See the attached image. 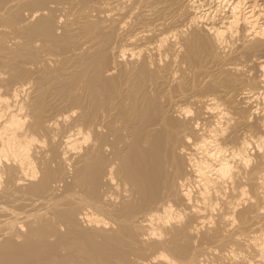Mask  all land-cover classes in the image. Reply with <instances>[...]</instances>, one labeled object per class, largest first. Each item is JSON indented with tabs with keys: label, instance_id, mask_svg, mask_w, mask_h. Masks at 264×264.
<instances>
[{
	"label": "rangeland",
	"instance_id": "374dc122",
	"mask_svg": "<svg viewBox=\"0 0 264 264\" xmlns=\"http://www.w3.org/2000/svg\"><path fill=\"white\" fill-rule=\"evenodd\" d=\"M2 1V2H1ZM14 1V3H13ZM20 1V3H19ZM28 1V0H26ZM25 0H18V2H16L15 0H0V12L3 14L0 13V35L2 37H0V89H2V93L4 92H7V90H10L12 89V85L15 84V83H12V82H17L19 81L20 79L24 82V87L25 89H23V91H20V95L17 99V102L20 100V101H24V102H20L17 103V104H20L22 105V109H21V116L23 117V120H25L24 124H25V128L29 127L30 130L28 131L27 129V133H32V134H36V141H34V145H32V148H31V151H32V154H31V159H32V163H33V166L36 168L35 170L37 171V174L38 176L37 179L34 178L35 180H25L23 185L21 184H17L16 183V178H18V175L22 176L20 173H17L15 171V166L12 165V168L10 169V171H12V173L9 174V176L7 174H3L0 178V222L2 223V219L6 220L11 214L14 212V210H16L15 212L18 214V216H13V217H10V219L12 218H18L19 219H16L15 222H11L12 226H10L11 224H8L5 222L2 223L4 224L3 226L5 227H0L1 228H6L5 231L4 229L1 230V234L0 236L3 237V234L8 237H12L11 235V232L9 234L8 231H11V229L13 228V224L15 225V227L17 225L20 226V228L23 227V222H22V218L25 217L26 215H30V217H26L28 218L27 221L25 222L29 224V221L33 223V227L35 226V224L37 225L35 228L38 229L35 230L31 228V224L30 223L29 225H26L24 224V228H22L23 230H27L29 231V229L32 230L31 234L27 235L29 232L25 233L24 231L23 232V235L26 234V237L24 235V238H18V236L20 235V237L22 236L20 233H18V236H17V232L19 230H21L19 228V226H17L18 228V231L15 230V227L14 229H12V234L16 235V239L14 240L13 238H15L13 236L12 240H14V244L16 243L15 241L18 239H20L19 242H21L23 239L24 240H28L27 242L29 243V245L25 242H23L24 244H21L17 242L18 245H23V247H25L24 245H28V246H31V243L33 244V246L31 247H28L30 250L33 251L34 247H39L34 251H39L40 254H36L34 253V251L32 252V254L34 253L35 255L33 256L31 253L30 255H28L29 257V260L32 262H29L26 261V260H23L26 261L25 264H99L98 262L96 261H90L88 262L87 260H89V255L90 254H87L85 251H82L81 249H79V247L77 246V239L75 237V235L73 234H70V224L66 223L65 221H63L60 217H59V214L61 213H65V212H69L71 210H73V205H76L74 206V210L77 212H75L74 214H77L75 215L74 218H76V216H81L80 214L85 212V208H87V204L83 203H79L80 200H82L84 197H86V199L91 200L93 199L92 201H94V198H90V195L89 194V198L87 196L88 193H90L88 190L86 189V185H81V184H76L75 183H70V181H72L74 179L75 181V176L77 172L76 170L80 169V164H82L83 162L81 163H78L79 162V158L81 160L84 159V155L88 152V150H91V146H93L92 148L93 149H98L95 145H93L94 143H91V140H93V142H102V140L100 139H104L107 141L108 145L105 146V150L104 152H100L95 151V154H97V156H95L94 158L95 159H98L96 161H98V165H104L106 167V165H109L113 162H120V157H116V156H112V158L114 159V161L110 162V158L111 155H115V153L119 152L122 148L126 150L125 154H129V150L131 151L130 154L132 153L133 151V142L132 140H135V136L136 135H133L135 132V134H137V131L136 129H129L133 131V134H131L132 131L130 132H127V131H123V130H119L118 133H115L114 131V135L110 134L109 136L106 135L107 134V130L104 129L103 132H97L98 133V136H96L95 134H97L96 132L95 133H92L91 135V138L93 139H89V143L87 141H81V143L79 144L80 146L78 147V149H70L69 153H67L68 156H66V158L64 159L63 158V155H60L59 153H61V151L63 152L64 150H66V147L64 146V143H63V139L65 138V136L69 133H71L70 131H67L68 128V125H69V129H72L75 127V124L78 128H80V125L81 127L83 128V124H85V122L82 124L80 123L81 121H85V118H83V116H87V111H88V108H89V102L91 104L92 102V94L88 91V89L86 88V82L84 79H87L88 80V74L89 72L90 73H94L91 71V69L93 68L94 69V66H97L96 65V60L98 58H102L103 56L104 57H108V60H109V63L110 61L111 62H114L116 60V56L117 53L115 52H118L117 50H120L122 49V47L124 45H127V42H128V51H132L130 50V46H132V44H134L132 47L134 49H136V53L142 49L139 48V45L142 46L141 42H138L137 41H132V37L134 36V34H136L137 36H141L142 35H145V33H147L149 30H151L150 32L152 33L151 35L152 36H149L148 38L150 39L149 41L153 42L152 44L154 45L156 43V40L158 39V37L156 35H158L160 38L162 37H165V38H169L167 39V46L166 43L164 45L163 48L166 47V49H163L161 51V53H156V54H153L151 53L150 56H149V59L147 57V60L149 62L153 61V63L155 62V64L152 63V65H150V67L152 66L154 69H155V66H156V69H158V67H160L158 69V72H159V75L163 81V89L159 88L158 92L156 93V97L159 96L158 98L155 97V101L154 99L151 101H149L150 105H151V108L153 109L154 111V108L155 110H157L159 108V106H161V108L167 110V112L169 110L172 109V111L168 112V115L171 117H175L180 121L181 120V124L183 125L184 122L185 123H189L188 125L190 126V124H193V126L195 125L197 128L196 129H200L199 126H203V123L204 122H207L209 124V118L211 117L209 114L208 116L206 115H201L205 110V103L209 102L208 100L210 98H213V97H217V98H221V101L222 103L224 104V101L225 103H227L223 108L225 109H228L227 111L229 112H225V118L223 116V118L221 119H224V123L223 121L220 119V120H215L214 117H211L210 120H215L214 123H217L218 121L220 122V124H225L228 119V117L230 118L231 117V122H229V127L227 126L228 129H226V124H225V131L223 132V134L219 137L222 138L220 140H223L224 142H228V139H227V136H228V132L231 130V151L232 149L237 148L239 146V144L244 140V139H250L251 136H258L260 134L263 135L264 137V127L262 126L264 124V81L262 80V70L259 66V62L262 61L264 59V46H261V45H258V47H254L251 48V47H247L248 45L252 44L253 41L255 40L251 35H248L249 37L247 38V33H244V29L243 28V25H239L240 27L238 28L239 30H237V32L234 34V37L232 36L233 39L231 38H228L229 40L228 41H225L227 44L224 43V45H222L221 47H212V48H216L215 50H212V48L210 47H206L207 49H209V51H207L206 53V49L205 47H200L199 48V51H198V55L197 56H191L190 53H189V50H188V47L186 46L185 44V41L186 39L189 38V36L192 35V33L190 34V32L192 31L193 34L196 32H200L201 33V36L204 37V40L206 42H208L209 38H210V35L207 36L206 34H204L205 32L207 33V31L205 30V27H203V25L205 26L204 23H209L211 22L210 20H213V21H219V20H216L219 18V16H223V13L225 15V13H227V11H229V8L231 7V5L229 4L228 6L226 5L222 10H219L220 6L218 5L219 3L215 2L214 0H195L197 4H201L203 5V9L209 11H211V9L213 11H211L212 13V16L211 17H214L215 15V20L214 18L213 19H210V20H206L207 18L203 19V20H199L197 21V23L194 25H192L190 23V21L188 19L189 16L191 17L192 14L195 15L196 13V10L194 11L193 9H189L185 6H187L190 3H192V1L194 0H179V1H182L181 2H176V0H173V3H174V6L172 5V1L171 0H167L168 2H165L167 6H165L164 4L161 3L160 7L161 10L159 9L155 11V13L152 12V14L150 15H147V16H142V10H151V7L150 6H153L154 3H156V6L158 5L157 4V1L158 0H150V2L148 0H104L102 2V0H37V4H36V1H34L33 3L35 5H33V3L31 4H28V2H26ZM30 1V0H29ZM40 1V3H39ZM44 1H46L44 3ZM50 1V2H49ZM70 1V2H69ZM76 1V2H75ZM83 1V2H82ZM115 1V3H113ZM133 1V2H132ZM136 1V3L134 2ZM142 1V2H141ZM154 1V2H153ZM156 1V2H155ZM164 1V0H162ZM162 1H158V2H162ZM175 1V2H174ZM186 1H188L186 3ZM200 1V2H199ZM14 4H12V3ZM26 2V3H25ZM68 2V3H67ZM118 2V3H117ZM127 2V3H126ZM138 2V4H137ZM152 2V3H151ZM170 2H171V6H170ZM202 2V3H201ZM209 2V3H208ZM12 5H11V4ZM24 3V4H22ZM64 3L66 4L64 6ZM83 3V4H82ZM104 3V4H103ZM132 3V4H131ZM142 3V4H141ZM147 3V4H146ZM169 5H168V4ZM176 3V4H175ZM178 3V4H177ZM195 3V4H196ZM8 4V5H7ZM40 4V6L38 5ZM62 4V6H61ZM68 4V5H67ZM78 4V5H77ZM137 4V6H136ZM143 4L145 5L144 8L142 7ZM150 4V5H149ZM181 4V5H180ZM186 4V5H185ZM208 6H207V5ZM211 4V6H210ZM215 6H214V5ZM8 7H7V6ZM10 5V6H9ZM42 5V6H41ZM58 7H57V6ZM70 5V6H69ZM117 5V6H116ZM128 5V6H127ZM132 7L130 8L129 7ZM147 5V6H146ZM206 5V6H205ZM217 5L219 7H217ZM13 6V7H11ZM15 6V7H14ZM28 6V7H27ZM30 6V7H29ZM46 6V7H45ZM61 6V7H59ZM80 6V7H79ZM181 6V7H180ZM4 7V8H3ZM7 7V8H6ZM10 7L12 9H10ZM22 7V8H21ZM36 7V8H35ZM38 7V8H37ZM54 9H53V8ZM63 7V8H62ZM91 7V8H90ZM127 7V8H125ZM138 7V9H137ZM164 7V8H163ZM166 7V9H165ZM179 7V8H178ZM184 7V9H183ZM211 7V8H210ZM218 8V12L217 11H214ZM227 7V9H226ZM47 8V9H46ZM48 8H51V9H48ZM60 8V9H59ZM134 8V9H133ZM143 8V9H141ZM163 8V9H162ZM173 8H176V9H179V10H176V9H173ZM187 8V9H186ZM200 8V10L202 9ZM3 9V11H2ZM25 9V10H24ZM34 9H38L36 11H38L39 13L36 12L37 15H35V11ZM42 9V10H41ZM82 9V10H81ZM181 9V11H180ZM4 10L6 12H4ZM8 10H9V13H8ZM19 11V12H14V11ZM33 10V11H31ZM50 10V11H49ZM58 10V11H57ZM62 10V11H61ZM136 10V11H135ZM143 10V11H144ZM12 13H11V12ZM30 11H31V15H30ZM41 11V13H40ZM48 11V12H47ZM54 11V12H53ZM93 11V12H92ZM129 11V12H128ZM158 11V12H157ZM163 11V12H162ZM175 11V12H174ZM177 11V12H176ZM183 11V12H182ZM186 11V12H185ZM226 11V12H225ZM46 12V13H45ZM51 12V13H49ZM57 12V13H56ZM140 12V13H139ZM142 12V13H141ZM157 12V13H156ZM173 12V13H172ZM185 12V14H184ZM192 12V13H191ZM195 12V13H194ZM216 12V13H215ZM221 12V13H220ZM6 13V14H5ZM8 13V14H7ZM46 15H45V14ZM49 13V14H48ZM84 13V14H83ZM91 13V14H90ZM162 13V14H160ZM215 13V14H213ZM43 14V15H42ZM86 14V15H85ZM132 14V15H131ZM155 14V15H154ZM164 14V15H163ZM167 14V16H166ZM188 14V15H187ZM20 17H18V16ZM22 15V16H21ZM50 15V16H49ZM139 17H137V16ZM155 19H153V17ZM158 15V16H157ZM163 15V16H162ZM4 16V17H3ZM26 16V17H25ZM32 16V17H31ZM36 16V17H35ZM43 16V17H42ZM45 16V17H44ZM59 16V17H58ZM87 16H90V17H87ZM92 16V17H91ZM151 16V17H150ZM162 16V17H161ZM169 16V17H168ZM170 16H173L170 17ZM175 16V18H174ZM178 16V18H176ZM24 17V18H23ZM40 17V18H39ZM161 17V18H159ZM218 17V18H217ZM5 20H8V21H5ZM11 18V19H10ZM24 22H23V20ZM29 18L30 21H27ZM31 18V19H30ZM33 18V20H32ZM41 18L44 20H48L51 26V29L53 30V37L51 36H48L45 31H41L40 29H38L40 31V34H39V31L37 30V24H38V20ZM159 18V19H157ZM21 19V20H20ZM134 19V20H133ZM136 19V20H135ZM143 19V20H142ZM149 19V20H148ZM157 19V20H156ZM171 19V20H170ZM177 19V20H176ZM187 19V20H186ZM60 20V22H59ZM186 20V21H185ZM20 21L22 22L21 24H24V25H20ZM26 21V22H25ZM32 21V22H31ZM153 21V22H152ZM159 21V22H158ZM166 21V22H165ZM175 21V22H174ZM209 21V22H208ZM30 22V23H29ZM163 22V23H162ZM173 22V23H172ZM3 23V24H2ZM29 23V24H28ZM37 23V24H36ZM56 23V24H55ZM142 23V24H141ZM157 26H156V24ZM170 23V24H169ZM177 23V24H176ZM182 23V24H181ZM187 25H186V24ZM201 23V24H200ZM10 24V25H9ZM26 24V26H25ZM32 24V25H31ZM36 24V25H35ZM65 24V25H64ZM161 24V25H160ZM168 24V25H167ZM172 24V25H171ZM184 24V25H183ZM190 24V25H189ZM18 25V27H17ZM35 25V26H34ZM62 25V26H61ZM143 25V26H142ZM154 25V26H153ZM202 25V26H201ZM2 26H4V28L2 29ZM8 28H7V27ZM33 26V28L35 27L34 30H37L36 33L34 30H31V27ZM61 26V27H60ZM64 26V27H63ZM131 26V27H130ZM141 26V27H140ZM162 26V27H161ZM192 26V27H191ZM26 27V28H25ZM28 27H30L28 29ZM56 27V28H55ZM154 27V28H153ZM172 27V28H171ZM179 30H177V28ZM188 27V28H187ZM242 27V28H241ZM7 28V29H6ZM14 28V29H13ZM55 31H54V29ZM140 30H139V29ZM157 28V29H156ZM166 28V29H165ZM171 28V29H170ZM197 28V29H196ZM241 28V29H240ZM4 29H6L4 31ZM133 29V30H132ZM154 29V30H153ZM161 29V31H160ZM182 29V30H181ZM193 29H196V30H193ZM204 29V30H202ZM3 30V31H2ZM30 30V31H28ZM57 30V31H56ZM66 30V31H65ZM103 32H102V31ZM106 30V31H105ZM119 30V31H118ZM124 30V31H123ZM174 30H177V31H174ZM181 30V31H180ZM185 30V31H184ZM200 30V31H199ZM202 30V31H201ZM1 31H2V34H1ZM15 33H14V32ZM59 31V32H58ZM126 31V32H125ZM144 34H142V32ZM155 33H154V32ZM171 32L170 35H168L169 33H165V32ZM174 33H173V32ZM190 31V32H189ZM18 32V33H17ZM32 32V33H31ZM99 32V33H98ZM116 32V34H115ZM135 32V33H134ZM138 32V34H137ZM140 32V33H139ZM150 32L149 35H150ZM161 32V33H160ZM164 32V33H163ZM30 33V35H29ZM36 35H35V34ZM55 33V34H54ZM131 33V34H130ZM134 33V34H133ZM147 33V34H148ZM163 33V34H162ZM178 33V34H177ZM186 33V34H184ZM239 33V34H237ZM19 34V35H18ZM43 34H45L43 36ZM63 34V35H62ZM98 34V35H97ZM161 34V35H159ZM166 36H163L165 35ZM175 34V35H174ZM189 34V35H187ZM198 34V33H197ZM243 34V35H242ZM24 35V36H23ZM94 35V36H93ZM122 35V36H121ZM133 35V36H131ZM178 35V36H177ZM180 35V36H179ZM183 35V36H181ZM245 35V37H244ZM14 36V37H13ZM19 36V37H18ZM21 36V37H20ZM41 36V37H40ZM43 36V37H42ZM57 36V37H56ZM99 36V38L97 37ZM110 36V37H109ZM156 36V40H154V37ZM172 36V37H171ZM174 36V37H173ZM193 36V35H192ZM239 36V37H238ZM243 36V37H242ZM6 37V38H5ZM94 37L98 38V40L95 38V40L93 39ZM101 37V38H100ZM118 37V38H117ZM152 39H151V38ZM188 37V38H187ZM35 38V39H34ZM39 38V39H38ZM60 40H58V39ZM105 38V39H104ZM130 38V39H128ZM175 38V39H174ZM185 40H182L184 39ZM242 38V39H241ZM56 39V40H55ZM63 39V40H62ZM112 39V40H111ZM119 39V40H118ZM128 39V40H126ZM232 41H231V40ZM244 39V40H243ZM253 39V40H252ZM7 40V41H6ZM34 40V41H33ZM110 40V41H109ZM131 40V41H130ZM148 40V39H147ZM146 40V41H147ZM173 42H172V41ZM181 40V41H180ZM236 40V41H235ZM243 40V41H241ZM6 41V42H5ZM18 41V42H17ZM21 41V42H20ZM33 41V42H32ZM37 41V43H36ZM54 42V43H49V42ZM90 41V43H89ZM101 41V42H100ZM123 41V42H122ZM180 41V42H179ZM229 41H230V44H229ZM240 41V42H239ZM249 41V42H248ZM56 42V43H55ZM59 42V43H58ZM131 42V43H129ZM137 42V44H135ZM184 42V43H183ZM246 42V43H245ZM36 43V44H35ZM62 43V45H61ZM95 45H93V44ZM101 43V44H100ZM171 43L174 45L172 47ZM181 43V44H180ZM209 43V42H208ZM232 43V44H231ZM246 45H245V44ZM27 44V45H26ZM29 44V45H28ZM32 44V46H31ZM35 44V46L33 45ZM55 46H54V45ZM99 44V45H97ZM104 46H103V45ZM124 44V45H123ZM131 44V45H130ZM157 44V43H156ZM155 44V45H156ZM177 44V46H176ZM244 44V45H242ZM8 45V46H7ZM57 45V46H56ZM83 45V46H82ZM84 45H86L84 47ZM227 45V46H226ZM7 46V47H6ZM31 46V47H30ZM63 46V47H62ZM92 46V47H91ZM94 46V47H93ZM115 46V47H114ZM121 46V47H120ZM139 48L137 50V48ZM261 46V47H260ZM5 47V48H4ZM18 47V48H17ZM53 47V49H52ZM55 47V48H54ZM82 47V49H81ZM112 47V48H111ZM125 47V46H124ZM131 47V48H132ZM169 47V48H168ZM178 47V49H177ZM227 47V48H226ZM62 48V50L60 49ZM71 48V49H70ZM87 48V49H86ZM93 48L89 53L91 56H87L89 55V53L87 52L89 49ZM102 48V49H101ZM104 48V49H103ZM106 48V49H105ZM111 48V49H110ZM119 48V49H118ZM126 48V47H125ZM132 48V49H133ZM176 48V49H175ZM204 48V49H203ZM225 48V49H224ZM250 48V49H248ZM64 49V50H63ZM73 49H74V52H73ZM84 49V50H83ZM100 49V50H99ZM107 49H110V50H107ZM115 49V50H114ZM133 49V51H134ZM171 49V50H170ZM182 49V50H180ZM252 49V50H251ZM52 50V51H51ZM70 50V51H69ZM82 50H83V53H82ZM204 50V51H203ZM240 50V51H239ZM245 50V51H244ZM23 51V52H22ZM64 51V52H63ZM79 54L76 53V52ZM87 53H86V52ZM102 51L101 53H97V52H100ZM176 53H175V52ZM182 51V52H180ZM186 51V52H185ZM200 51H203V53H201ZM218 51V52H217ZM11 52V53H10ZM71 52V53H70ZM85 52V53H84ZM94 54H93V53ZM109 52V53H108ZM128 53L127 50L126 52L124 51V53L126 54H123L124 56L120 57V61L119 63H124V64H121V69L122 71H125V72H132L134 70V72L138 70L137 74L138 76L141 74V76L139 77L142 81L143 79H146V81H149V79L147 78V76L149 78H151V76L153 77V75H157L156 70H154L152 67L149 68L148 64H150L149 62L145 61L144 60V57L143 55L141 54V56H137L141 50L139 51L138 54L135 53L136 56H132V53ZM144 51H142L143 53ZM169 53V54H166ZM172 52V53H171ZM200 52V53H199ZM255 52V53H254ZM259 52V54H258ZM3 53V54H1ZM9 53V54H8ZM23 53V54H22ZM54 53V54H53ZM65 53V54H64ZM103 53V54H102ZM111 53V54H110ZM115 53V55H114ZM155 53V52H154ZM175 53V55H174ZM210 55H209V54ZM213 53V54H212ZM218 53V55H217ZM222 53V54H221ZM25 54V55H24ZM48 54V55H47ZM51 54V55H50ZM56 54V55H55ZM70 55V56H67V55ZM81 54H84L82 56H84V59L82 57H80ZM93 54V55H92ZM103 56H102V55ZM113 54V55H112ZM128 54V55H127ZM130 54V56H129ZM160 54V55H159ZM164 54V55H163ZM172 54V55H170ZM183 54V56H182ZM225 57H224V55ZM255 54V55H254ZM258 54V55H257ZM46 55V56H45ZM59 55V56H58ZM61 55V57H60ZM64 57H63V56ZM78 56L77 58L79 59V61L77 60L76 56ZM87 57H86V56ZM97 55H101L100 56H97ZM110 55V56H109ZM155 55V56H154ZM208 55V56H207ZM215 55V56H214ZM58 56V58H57ZM67 56V57H66ZM115 56V58H114ZM154 56V57H153ZM158 56V57H157ZM166 56V57H164ZM170 56V57H169ZM188 56V57H187ZM212 56V58H211ZM229 56V57H227ZM256 56V57H255ZM4 57V58H3ZM41 57V58H40ZM44 57V58H43ZM46 57V58H45ZM112 57V58H110ZM126 57V59H125ZM139 59H138V58ZM142 57V58H141ZM161 57V58H159ZM214 57V58H213ZM221 57V58H220ZM261 57V59L259 58ZM263 57V58H262ZM23 58V59H22ZM66 58V59H65ZM74 58V59H73ZM89 58V59H87ZM115 60H114V59ZM137 58V59H136ZM156 58H159L158 60H156ZM174 58V59H172ZM188 58V60H187ZM224 58V59H223ZM6 61H5V60ZM15 59V60H14ZM82 61H81V60ZM87 59V60H85ZM113 59V60H112ZM152 59V60H151ZM154 59V60H153ZM194 59V60H193ZM260 59V60H259ZM17 60V61H16ZM41 60V61H40ZM47 60L48 63L46 65L45 61ZM64 60V61H63ZM71 60V61H70ZM76 60V61H74ZM85 60V61H84ZM92 60V61H91ZM124 60V62L122 61ZM131 61L129 63V61ZM135 60V61H134ZM144 60V61H143ZM151 60V61H150ZM160 60V61H159ZM163 62H162V61ZM175 62H174V61ZM178 60V61H177ZM203 60V61H202ZM222 60V61H221ZM258 60V61H257ZM2 61L4 63H2ZM24 61V62H23ZM28 61V62H27ZM44 61V62H43ZM70 63H69V62ZM73 61V62H72ZM138 61V62H136ZM157 61V62H156ZM171 61V62H170ZM214 61V62H213ZM217 61V62H216ZM230 61V63L228 62ZM38 62V64H36ZM54 64H53V63ZM68 62V63H67ZM79 62V63H78ZM88 64H86V63ZM128 62V63H127ZM147 62V63H145ZM160 62V63H159ZM173 62V63H172ZM178 62V64H177ZM201 62V63H200ZM28 63V64H27ZM42 63V64H41ZM56 63V64H55ZM84 63V64H82ZM90 63V65H89ZM93 63V64H91ZM132 63V64H131ZM163 63V64H161ZM168 63V64H167ZM175 63V64H174ZM184 63V64H183ZM213 63V64H212ZM218 63V64H217ZM220 63V64H219ZM13 64V65H12ZM30 64V65H29ZM33 64V65H32ZM61 64V66H60ZM77 64V65H76ZM112 64V63H111ZM127 64V66L125 65ZM131 64V65H129ZM136 64V65H135ZM139 67H138V65ZM140 64H142L140 66ZM160 64V65H159ZM226 64V66H225ZM258 64V65H257ZM35 65V66H34ZM70 65V66H69ZM89 67H88V66ZM93 66V67H90V66ZM124 65H125V68H124ZM135 65V66H134ZM159 65V66H158ZM166 65V66H165ZM169 65V67L167 66ZM41 66V67H40ZM46 66V67H45ZM59 66V67H58ZM76 66V67H75ZM86 66V67H85ZM147 66V67H146ZM163 66V67H162ZM171 66V67H170ZM182 66V67H181ZM6 67V68H5ZM29 67V68H28ZM73 69H72V68ZM131 68L130 70H128ZM135 67V68H134ZM177 67V68H176ZM214 67V68H213ZM229 67V68H228ZM40 68H41V71H40ZM68 69L69 70V73H67V71H65L64 69ZM85 68H88V69H85ZM91 68V69H90ZM138 68V69H137ZM144 68V69H142ZM171 68V69H170ZM227 68V69H226ZM232 68V69H231ZM235 68V69H234ZM38 69V70H37ZM47 69V70H46ZM79 69H80V72H79ZM82 69V70H81ZM126 69V70H125ZM142 69V70H141ZM146 69V71H145ZM151 71H150V70ZM165 69H168L165 71ZM230 71H229V70ZM30 70H31V73H30ZM34 70V71H33ZM78 70V71H77ZM128 70V71H127ZM147 70H149L151 74H148ZM40 71V72H39ZM54 71V72H53ZM63 71V72H62ZM71 71L73 72V74H71L70 76V73ZM140 71V72H139ZM145 71V72H143ZM155 73H153V72ZM164 71V72H163ZM176 71V73H175ZM3 72V73H2ZM49 72V73H48ZM62 72V73H61ZM76 73V76H75V73ZM77 72H79L80 74H82L80 76V74H78ZM167 72V73H166ZM170 72V73H169ZM173 72V73H172ZM36 73V74H35ZM39 73V74H38ZM41 73V74H40ZM51 73V74H50ZM54 73V74H53ZM87 73V75H86ZM122 73V72H121ZM116 74V77H117V82H118V85L121 86V84L123 85L125 83L124 81V78H123V75L122 74ZM165 73V74H164ZM5 74V75H4ZM15 74V76H14ZM30 74V75H29ZM46 74V75H45ZM56 74V75H55ZM62 74V75H61ZM148 74V75H146ZM9 75V76H8ZM41 75V77L39 76ZM64 75V76H63ZM86 75V76H85ZM93 74H90V76H92ZM146 75V76H145ZM176 75V76H174ZM184 75V76H183ZM3 76V77H1ZM22 76V78H21ZM48 76V77H47ZM50 76V77H49ZM62 76V77H61ZM80 76V77H79ZM87 77V78H82L81 77ZM120 76V77H119ZM10 77V78H8ZM13 77V78H12ZM43 77V78H42ZM46 77V78H45ZM54 77V79L52 78ZM56 77H57V80H56ZM73 79H72V78ZM77 77V79H76ZM79 77V78H78ZM146 77V78H145ZM19 78V79H18ZM33 80H32V79ZM42 78V79H40ZM45 78V79H44ZM64 78V79H63ZM70 79V81L68 79ZM174 78V80H173ZM4 79V80H3ZM29 79V80H28ZM47 79H48V82H47ZM63 79V80H61ZM74 80L73 82H71L72 80ZM166 79V80H165ZM20 80V81H21ZM28 80V81H27ZM42 80V81H41ZM86 80V81H87ZM168 80V81H167ZM186 80V81H185ZM3 81V83H2ZM17 82L15 85L17 86H20V84H22L23 82ZM44 81V82H43ZM60 81V82H59ZM67 81V82H66ZM167 81V82H166ZM175 81V82H174ZM177 81V82H176ZM179 81V83H178ZM185 81V82H184ZM8 84H6V83ZM42 82V83H40ZM54 82V83H53ZM58 82V83H57ZM64 83L65 86H64ZM77 82V83H76ZM26 83V84H25ZM28 83V84H27ZM60 83V84H59ZM72 83V84H71ZM149 83V82H146V84ZM166 83V84H165ZM56 84V85H55ZM68 84V85H67ZM178 84V85H177ZM5 85V86H4ZM9 85V87H8ZM34 85V86H33ZM48 85V86H47ZM73 85V87H72ZM79 85V86H77ZM183 85V86H182ZM4 88H3V87ZM13 85V88L16 87ZM60 86V87H59ZM62 86H64V90L62 88ZM68 88H67V87ZM124 86V85H123ZM122 86V87H123ZM148 86V85H147ZM180 86V87H179ZM55 87V88H54ZM85 87V88H84ZM169 89H168V88ZM186 87V88H185ZM7 88V89H5ZM56 88H58L56 90ZM62 88V89H61ZM67 88V90H66ZM70 88V89H69ZM161 89V90H160ZM5 90V91H4ZM25 90V91H24ZM61 90V91H60ZM186 90V91H185ZM11 91V90H10ZM39 91V92H38ZM60 91V92H59ZM63 91V92H62ZM86 91V92H85ZM168 95H167V93ZM169 91V92H168ZM9 92V91H8ZM55 92V93H54ZM243 92V93H242ZM22 93V94H21ZM60 93V94H59ZM72 93V94H71ZM170 93V94H169ZM76 94V95H75ZM81 94V95H80ZM89 94V95H88ZM91 94V95H90ZM166 94V95H164ZM22 95V96H21ZM37 95V96H35ZM64 95V96H63ZM229 95V96H228ZM20 96L22 98H20ZM61 96V97H59ZM77 96V98H76ZM197 96V97H196ZM263 96V97H262ZM164 97V98H163ZM228 99H227V98ZM231 97V98H230ZM160 98V99H159ZM170 98V99H169ZM174 98V99H173ZM208 98V100H207ZM225 98V99H224ZM255 98V99H254ZM27 99V101H25ZM73 99V100H72ZM81 99V100H80ZM177 99V100H176ZM230 99V100H229ZM69 100V101H68ZM72 100V101H71ZM78 100V102H77ZM90 100V101H89ZM170 100V101H169ZM41 101V102H40ZM63 101V103H62ZM164 101V102H163ZM167 101V102H166ZM172 101V102H171ZM231 101V103L229 102ZM246 101V102H245ZM76 102V104H75ZM152 102V103H151ZM169 102V103H168ZM197 102V104H196ZM202 102V103H201ZM23 103L26 105L24 106ZM50 103V104H49ZM157 105H156V104ZM167 103V104H166ZM201 103V104H200ZM204 103V104H203ZM230 103V104H229ZM72 104V105H71ZM155 104V105H153ZM170 104V105H168ZM176 104V106H175ZM60 105V106H59ZM63 105V106H62ZM65 105V106H64ZM84 105V106H83ZM86 105V106H85ZM88 105V106H87ZM159 105V106H158ZM182 107H180V106ZM202 105V106H201ZM31 106V107H30ZM58 106V107H57ZM80 106V107H79ZM154 106V108H153ZM157 106V107H156ZM163 106V107H162ZM175 106V108L173 107ZM230 108H229V107ZM33 107V108H32ZM57 107V109H56ZM179 107V108H178ZM200 107V108H199ZM36 108V109H35ZM47 108V109H46ZM176 108L178 109H183L182 111V115L181 114H178V113H174L175 110H177ZM38 109V110H37ZM62 109V110H61ZM75 109V110H74ZM80 109V110H79ZM86 111H85V110ZM90 109V108H89ZM174 109V111H173ZM200 109V110H199ZM231 109V111H230ZM82 110V111H81ZM26 111V112H25ZM46 113H45V112ZM112 111V110H111ZM152 111V112H153ZM217 110H215L216 112ZM44 112V113H43ZM50 112V113H49ZM174 114H173V113ZM218 112V111H217ZM217 112L214 114L212 113L213 115L217 116ZM24 113V114H23ZM84 113V114H83ZM50 114V115H49ZM171 114V115H170ZM211 114V115H212ZM57 115V116H56ZM184 115V116H183ZM65 116V118H64ZM82 116V119L83 120H80L79 118H81ZM84 116V117H85ZM204 116V117H203ZM41 117V118H40ZM56 117H59V118H56ZM181 117V118H180ZM208 117V118H207ZM64 118V119H63ZM75 118V119H74ZM119 117H116V118H111L110 120H113L111 123H113L114 121L116 122L115 124L118 125V126H121L122 124V121H120L119 119H117ZM180 118V119H179ZM203 118V119H202ZM214 118V119H212ZM40 119V120H39ZM197 119V120H196ZM200 119V120H199ZM207 119V120H206ZM49 122H48V121ZM51 120V121H50ZM54 120V121H53ZM58 120V121H57ZM74 120V121H73ZM76 120V121H75ZM78 120H80L78 122ZM118 122H121V123H118ZM41 121V123H40ZM46 121V122H45ZM54 123H53V122ZM56 121V123H55ZM199 121V122H198ZM217 121V122H216ZM76 122V123H75ZM195 122V124H194ZM200 123L199 125L197 123ZM45 123V125H44ZM80 125H78V124ZM118 123V124H117ZM202 123V124H201ZM206 123V124H207ZM212 123V122H211ZM34 124V125H33ZM49 124V125H48ZM63 124V125H62ZM67 124V125H66ZM74 124V125H73ZM219 124V125H220ZM218 125L219 128L222 130V128L224 129V125ZM71 125V126H70ZM114 127L116 125H114V123L112 124ZM181 125V126H182ZM187 124L183 125L181 128H182V132H184L185 128L187 127V130L190 128V127H193L192 125L189 127ZM228 125V124H227ZM65 126V127H64ZM118 126L117 129H118ZM194 126V128H195ZM222 126V128H221ZM45 127V128H44ZM50 127V128H49ZM231 127V128H230ZM54 128V129H53ZM56 128V129H55ZM76 128V127H75ZM184 128V129H183ZM192 128V129H194ZM218 128V129H219ZM37 129V130H36ZM39 129V130H38ZM52 129V130H51ZM121 129V128H120ZM195 129V130H196ZM83 130H85V127L83 128ZM135 130V132H134ZM193 131V130H188V132L186 133H180V134H183L181 135L184 139L185 135H188L189 137H192L194 135V133L196 131ZM226 130H229L228 132H226ZM32 131V132H31ZM46 131V132H45ZM56 131V132H55ZM123 131V133H122ZM181 131V130H180ZM186 131V130H185ZM34 132V133H33ZM36 132V133H35ZM61 132V133H60ZM68 132V133H67ZM105 132V133H104ZM127 132V133H126ZM226 132L227 136H224L226 134H224ZM54 135H53V134ZM112 133V132H111ZM122 133V134H121ZM126 133V134H125ZM130 133V134H128ZM191 133V134H190ZM222 133V132H221ZM38 134V135H37ZM60 134V135H59ZM109 134V132H108ZM116 134L117 136H120L119 138L116 137ZM190 134V135H189ZM252 134V135H251ZM31 135V134H30ZM100 135L102 136V138L100 137ZM126 135H129V136H126ZM131 135H133V139L131 137ZM251 135V136H250ZM63 136V137H62ZM94 136V137H93ZM113 136V138H112ZM122 136V138H121ZM196 136V134L192 137V139ZM54 137V138H53ZM96 137V138H95ZM99 137V140H96L98 139ZM130 139H128V138ZM164 137V138H163ZM226 137V138H224ZM53 138V139H52ZM108 138V139H106ZM117 138V139H116ZM121 138V139H120ZM160 139H163L159 142L158 140H156L155 143H162V146L163 148L161 147L160 151L161 153H165L166 154V147H168V140L165 138V136H161L159 137ZM50 139V140H49ZM52 139V140H51ZM120 139V140H119ZM129 140L127 142V140ZM165 139V140H164ZM55 140V141H54ZM114 144H112V142ZM118 145H122V147L118 146L115 144ZM122 140H125L123 141L124 144L121 142L119 143V141H122ZM181 140V139H180ZM178 141V142H185V140H181V141ZM194 140V139H193ZM109 141V142H108ZM51 142V144H50ZM166 142V144L164 143ZM178 143L179 145H184L186 147H188L187 149H192L191 148V145L189 144H186V143ZM53 143V144H52ZM157 143V144H158ZM88 144V145H87ZM127 144V146L125 145ZM159 144V145H160ZM164 144V145H163ZM252 144V146H251ZM254 143H249V147L247 146V149L248 151L246 150V155L244 156V159H242V157L240 156H232V160H231V164L233 166L232 168V175H231V186H230V183H225V186L224 184L222 185L223 187V193L221 192V189L219 191L216 190L215 187L213 186H210L212 189H210L209 186L205 187L204 185V182L201 181V184L198 183L199 180H201V178L199 179L198 177L196 178L195 174H188L187 176L188 177H191V178H188L187 180V186L190 188V190L192 191V198H194V200H190L187 201L185 200L184 201V197L180 196H176V199H173L172 198V203L174 205V209H176L180 215H183L182 217L184 218V222L186 223H189L188 226H190L192 224V226H190V229L192 228L193 232H191V230H186L184 229V234L182 236H179V240L177 239L178 236L176 237V235L178 233H176V229L178 230V227H177V223H174L172 221V223H168L169 225H173L175 224V227L173 226H169L167 225V223L164 225L163 223L160 224V226H158L159 224H154L155 225V229H158V230H155L158 234H148V233H151L150 231H146L148 235H145V237L147 239H143L144 241V245H143V242L138 240L137 239V236H135L136 238H134L135 240H133V238H129V237H125V239H127L128 241V244H132L134 243L135 241L137 242V246L136 248H139L141 249L142 253H140L141 251H139L140 255H138V253H134L132 255L131 252H129V255L125 254V257L126 259H118L116 262H119L118 264H131V263H136V264H141V259L142 258H147V259H151L154 260L152 261L150 264H160L159 262H162L161 264H165L163 263L164 260H161L159 257V253L160 252H164L165 250V254L170 257L169 259H176V260H180L183 259L184 257L187 258L186 259H189L190 258V261L191 262H195V264H234L232 263V256H240V257H244L243 259L247 260L248 261H252L258 259L257 257V254H254V253H257L256 250H257V247L259 248H262L261 246L263 245V248L262 250L264 251V147L262 144L261 148L260 146H256V145H253ZM98 145V143H97ZM132 147H130V146ZM166 145V146H165ZM58 146V147H57ZM124 146V148H123ZM126 146V147H125ZM165 146V147H164ZM253 146H256V147H253ZM34 147V148H33ZM50 147V148H49ZM62 147V148H61ZM81 147V148H80ZM89 147V148H88ZM95 147V148H94ZM108 147L110 149H108ZM116 147V148H115ZM120 147V149H119ZM160 147V146H159ZM258 147V148H257ZM37 148V149H35ZM39 148V149H38ZM41 148V150H40ZM50 151H49V149ZM60 148V149H58ZM112 148L115 150L113 151ZM128 148V149H127ZM43 149V150H42ZM117 149V150H116ZM165 149V151H164ZM36 150V151H35ZM79 150V151H78ZM87 150V151H86ZM107 150L111 151V152H107ZM119 150V151H118ZM53 151V152H52ZM83 153H81V152ZM101 151H103V149H101ZM38 152V153H37ZM79 152V153H78ZM107 152V153H106ZM31 153V152H30ZM49 153V154H47ZM75 153V154H74ZM102 153V155H98ZM113 153V154H112ZM38 154V155H37ZM52 154V155H51ZM62 154V153H61ZM81 157H80V155ZM104 154L107 156L105 157ZM110 154V156L108 155ZM165 154L164 157H165ZM46 155V156H45ZM48 155V157H47ZM77 155V156H76ZM79 155V157H78ZM72 156V158H71ZM47 157V158H45ZM98 157V158H96ZM103 159H102V158ZM116 157V158H114ZM184 156H182V159L185 160L183 161L184 163H186L187 159H184L183 158ZM36 158V159H34ZM61 160H59V159ZM76 158V159H75ZM101 158L103 161H101ZM246 158V159H245ZM63 159V160H62ZM73 159V161H72ZM75 159V160H74ZM116 159V160H115ZM40 160V161H39ZM57 160V161H56ZM71 160V161H70ZM100 160V161H99ZM109 160V161H108ZM118 160V161H117ZM246 160V161H245ZM37 161V162H36ZM42 161V163H41ZM49 163H48V162ZM75 161V162H74ZM95 161V162H96ZM108 162L106 164H104L105 162ZM11 162L12 164V161H9ZM36 162V163H35ZM62 162H65V164ZM71 162V163H70ZM77 162V164H76ZM88 162V161H87ZM101 162V163H100ZM116 163V165L114 164L115 168H118V171H114L115 173L113 174V177L116 182L114 183V181L112 180L111 182L108 181L106 178H104L103 174L105 173V167L102 168L103 169H93L94 172L92 173V179H90V181H95L96 180V184H97V197L98 199H103L104 200H107V201H104L103 199L101 200L102 201V207L100 208L99 210V215L101 218H103V220L106 222L107 221V224H105L107 227L105 230V232L107 234H109L110 236H112L113 234L114 235H118L119 233L117 232H120V228L122 226H130L129 224L126 223V221H129L130 220H125V222L123 223V219H132L131 217H129L130 215H132V213H128L126 212L125 213V202L127 203H130V202H133L134 205L136 204L137 205V208H135L134 210V213H133V216H138L136 219H138L137 223L135 222V224L137 225H140L142 224L143 222H145L143 219V215L141 213V211H144L143 209L146 208V205L147 203H142L140 200V198H138V195H134L133 194V187L132 186V182L130 181H126L124 180V178L121 176V175H116V174H119V170L121 169V164L120 163ZM123 162V161H122ZM35 163V164H34ZM58 163V164H57ZM60 163V164H59ZM6 164L5 162L1 165L4 167H8L10 166L8 164ZM40 164V165H39ZM48 164V165H47ZM71 165V166H70ZM75 165V169L78 168V169H74V166ZM76 165L78 167H76ZM92 165V164H91ZM120 165V166H118ZM0 167V169H2L3 167ZM55 166V167H53ZM85 165H83L84 167ZM87 168L90 166L89 162L88 164H86ZM118 166V167H117ZM11 167V166H10ZM14 167V168H13ZM44 167V168H43ZM47 167V169L45 168ZM55 168V169H54ZM71 168V169H70ZM82 168V167H81ZM9 170V168H7ZM7 169L4 167L2 170H6L5 172H7ZM74 169V170H73ZM89 169V168H88ZM167 169V168H166ZM42 170V171H41ZM49 170V171H48ZM67 170V171H66ZM103 170V171H102ZM116 170V169H114ZM9 171V172H10ZM74 171V172H73ZM42 172V173H41ZM44 172V175L47 177V182L45 183V185L42 186V179H44V175L42 176ZM52 172V173H51ZM59 172V173H58ZM71 172V173H69ZM104 172V173H103ZM188 172V171H187ZM51 173V174H50ZM64 173V174H63ZM101 173V174H100ZM186 173V172H185ZM236 174V175H233V174ZM253 174V175H252ZM255 174V175H254ZM5 175V176H4ZM11 175V177H10ZM56 175V176H55ZM63 175V176H62ZM116 177H115V176ZM183 174H180V176H182ZM7 176V177H6ZM19 176V177H20ZM118 176V178H117ZM257 176V177H256ZM260 176V177H259ZM6 177V178H5ZM52 177V178H51ZM97 177V178H96ZM171 178V176H168ZM177 176H175V178H177ZM195 177V178H194ZM233 177V178H232ZM263 177V178H262ZM66 178V179H65ZM71 178V179H70ZM104 178V179H103ZM116 178V179H115ZM99 179V180H98ZM197 179V181H196ZM199 179V180H198ZM255 179V180H254ZM14 180V181H13ZM57 180V181H56ZM106 180V181H104ZM251 180V181H250ZM253 180V181H252ZM261 180V181H260ZM9 181V182H8ZM73 181V182H74ZM101 181V183L99 182ZM104 181V182H103ZM120 181V182H119ZM124 181V182H123ZM257 181L259 183H257ZM41 182V183H39ZM68 185H67V183ZM113 182V184H112ZM200 182V181H199ZM251 182V183H250ZM3 183V184H2ZM10 183V184H9ZM31 183V184H30ZM100 183V184H99ZM105 185H104V184ZM120 185H119V184ZM127 183V184H126ZM194 183V184H193ZM16 184V185H15ZM29 184V185H28ZM33 184V186H31ZM73 186H72V185ZM95 184V183H93ZM118 184V185H117ZM125 184V185H124ZM204 186H203V185ZM230 186H228V185ZM256 184V185H255ZM4 185H6L4 187ZM15 185V186H14ZM19 185V187H18ZM81 185V186H80ZM100 185V186H99ZM114 185V186H112ZM201 185V186H200ZM11 186V187H9ZM23 186V187H22ZM29 186V187H28ZM67 186V187H66ZM70 186H72V188L75 187V191L72 190V188H70ZM83 186V187H82ZM102 186V188H101ZM126 186V187H125ZM204 187V193L202 192L203 190H201L200 187ZM240 186V187H239ZM53 187V188H51ZM78 187V188H77ZM114 187V188H113ZM118 187V188H117ZM202 187V189H203ZM221 187V188H222ZM2 188V190H1ZM10 188V189H9ZM31 188V189H30ZM36 188V189H35ZM42 188V189H41ZM80 188V189H79ZM101 190H100V189ZM106 188V189H105ZM129 188V189H128ZM209 188V189H207ZM215 188V189H214ZM229 188V189H228ZM231 188V189H230ZM236 188H239V189H236ZM14 189V190H13ZM25 189V190H24ZM33 189V190H32ZM39 189V190H38ZM78 189V190H77ZM109 189V190H108ZM111 189V191H110ZM132 189V190H131ZM197 189V190H196ZM199 189V190H198ZM236 189V190H235ZM244 189V190H243ZM20 190V191H19ZM45 190V191H44ZM47 190V191H46ZM69 190V192H67ZM82 190V191H81ZM99 190V192H98ZM107 193H106V191ZM210 192H209V191ZM215 192H214V191ZM239 190V191H238ZM4 191V192H3ZM17 191V193H16ZM34 191V192H32ZM53 191V193H52ZM74 192L76 193L75 195H73L74 197H71L72 195L71 192ZM110 191L109 195L111 194L112 198H109L110 196L108 195V192ZM200 191V192H199ZM227 191V192H226ZM231 191V192H230ZM263 191V192H262ZM3 192V193H2ZM26 192V193H25ZM28 192H30L31 194H29ZM67 192V194H66ZM84 192V194L86 195H82ZM105 196L104 198V195L102 196L101 193ZM129 192V193H128ZM131 192V193H130ZM207 192H209L207 194ZM230 192V193H229ZM20 193V195H19ZM52 193V194H51ZM69 193V194H68ZM79 193V194H77ZM82 193V194H81ZM87 193V194H86ZM216 195H215V194ZM219 195H218V194ZM221 193V194H220ZM241 193V194H240ZM6 194V195H5ZM11 194V195H10ZM13 194V195H12ZM18 194V195H17ZM23 194V195H22ZM38 194V195H36ZM42 194V195H41ZM81 194V198L79 197ZM131 194V195H130ZM133 194V195H132ZM203 194V195H202ZM222 194H226V197L225 195L221 196ZM231 194V196H230ZM259 196H258V195ZM5 195V196H4ZM11 198H10V196ZM31 195V196H30ZM48 195V196H47ZM54 195H57V196H54ZM68 195H70L68 198H65L67 197ZM130 195V196H129ZM199 195V196H198ZM201 195V196H200ZM9 196V197H8ZM25 196V197H24ZM47 196V197H46ZM52 196V197H51ZM101 196V197H100ZM108 196V198H107ZM6 197V198H5ZM20 197V198H19ZM41 197V198H40ZM46 197V198H45ZM51 197V198H50ZM61 197V198H60ZM113 197L116 199H113ZM126 198V201L125 199L123 198ZM130 197V198H129ZM135 197V198H134ZM207 197V198H206ZM231 197V198H229ZM17 198V199H16ZM58 198V199H57ZM71 198V200L69 199ZM76 198L74 201L73 199ZM225 198V199H224ZM227 198V199H226ZM16 199V200H15ZM50 199V200H49ZM63 199V200H62ZM111 199V200H110ZM124 200L123 203L121 200ZM231 200V209H226L228 206L227 204V200ZM14 200H15V203H14ZM24 200V201H23ZM109 200L112 202H109ZM113 200V201H112ZM115 200V201H114ZM177 200H181L180 202L177 201ZM183 200V202H182ZM262 200V201H261ZM63 201V202H62ZM67 201V202H66ZM71 201L73 203V205L71 206ZM78 201V202H77ZM118 201V202H116ZM121 201V202H120ZM138 201V202H137ZM200 201V202H199ZM2 202V204H1ZM50 202V203H49ZM55 202V203H54ZM57 202V203H56ZM62 202V203H61ZM107 202V203H106ZM115 202L117 204H115ZM140 202L142 204H140ZM186 202V203H185ZM226 202V203H225ZM236 202V203H235ZM48 203V204H47ZM70 203V204H69ZM109 203V206L107 207L106 205H108ZM111 203V204H110ZM115 206H114V204ZM123 205H122V204ZM126 203V204H127ZM179 203V204H178ZM183 203V205H182ZM211 204L208 206V204ZM5 204V206H3ZM23 204V205H22ZM61 204V206H60ZM80 204V205H79ZM82 204V205H81ZM103 204H104V207H103ZM120 206H119V205ZM145 205V208H144V205ZM176 204V205H175ZM198 204V205H197ZM226 204V206H225ZM262 204V205H261ZM3 206L4 209H2L1 207ZM51 205V207L49 206ZM54 205V206H53ZM56 205V206H55ZM58 205V207H57ZM70 205V206H69ZM85 205V206H84ZM181 205V206H180ZM223 205V206H222ZM6 206H9V207H6ZM15 206V207H14ZM65 206V207H64ZM68 206V207H67ZM106 206V207H105ZM114 206V207H113ZM119 206V208L117 207ZM124 209H122L123 207ZM128 206V205H126ZM188 206H190L188 208ZM192 206V207H191ZM199 206V207H198ZM208 206V207H207ZM222 206V208H221ZM224 206H225V209H224ZM54 207V208H53ZM63 207V208H62ZM70 207V209L68 210V208ZM122 207V208H121ZM181 207V208H180ZM193 207H194V211L192 212L193 210ZM207 207V208H205ZM8 208V209H13V212L10 213V210L5 211V209ZM49 208V209H48ZM66 208H67V211H66ZM78 208V209H77ZM103 208V210H102ZM107 208V209H106ZM109 208H111L110 210H113L112 212L109 210ZM118 210H117V209ZM143 208V209H142ZM184 208V209H183ZM188 208V210H187ZM198 209L200 211H196L195 210ZM202 208V209H200ZM206 209L205 210H203ZM192 209V210H191ZM7 210V209H6ZM21 210V211H20ZM63 210V211H62ZM79 210V211H77ZM82 210V211H80ZM102 210V211H101ZM107 210V212H106ZM110 213H108L109 211ZM115 210V211H114ZM123 210V211H122ZM224 210V211H223ZM229 210H231L229 212ZM6 212V215L4 216V212ZM12 211V210H11ZM48 211V212H47ZM103 213H101V212ZM119 211V213H117ZM221 211V212H220ZM29 212V213H28ZM36 214H35V213ZM54 212V213H53ZM61 212V213H60ZM116 214H115V213ZM121 212L125 213L124 215V218L123 215L121 216ZM181 212L183 214H181ZM197 212V213H196ZM200 212V213H199ZM204 212V213H202ZM210 212V213H209ZM9 213V214H7ZM15 213V215H17ZM42 213V214H41ZM56 213V214H55ZM63 213V214H64ZM79 213V214H78ZM107 213V214H106ZM123 213V214H124ZM187 213V214H186ZM225 213H229L231 216H229V214L225 215ZM106 214V215H105ZM112 215L113 216V219L110 220V217L109 216ZM119 215L120 217L116 216V215ZM209 214V215H208ZM223 214L225 216H223ZM14 215V214H13ZM20 215V216H19ZM45 215V216H44ZM104 215L109 218L107 219L106 217H104ZM201 217H199V216ZM211 215V216H210ZM3 218H2V217ZM135 216V217H136ZM187 216V217H186ZM204 216V217H203ZM228 216V217H226ZM22 217V218H21ZM118 217V218H116ZM126 217V218H125ZM135 217L133 219H135ZM186 217V218H185ZM219 217V218H218ZM40 218V219H39ZM42 218V219H41ZM48 218V219H47ZM105 218V219H104ZM119 218H121V221H116L118 220ZM140 218H142L143 220H140ZM205 218V219H204ZM225 218V219H224ZM8 218V220H10ZM11 219V220H12ZM24 220H26L25 218H23ZM34 219V220H33ZM58 219V220H57ZM79 218H76V220L74 219V223H75V226H78L77 229L80 230L82 229V233L84 234H89V236H92V240L97 243V244H104L105 242V239H103L105 236H108L106 234H102L100 233L101 231H98L100 229L96 228L95 226L93 225H87V223L85 221H82L81 219L78 220ZM115 219V221L113 222V220ZM191 219V220H189ZM219 219V220H218ZM29 220V221H28ZM214 220V221H213ZM224 220V221H222ZM227 220V221H226ZM14 221V219L12 220ZM17 221V222H16ZM48 221V222H47ZM52 221V222H51ZM109 221V222H108ZM136 221V220H134ZM143 221V222H142ZM201 221V222H200ZM19 222V223H18ZM22 222V223H21ZM37 222V223H36ZM54 222H56L55 226L54 227ZM117 222V223H116ZM128 222V223H129ZM140 222V223H139ZM142 222V223H141ZM191 222V223H190ZM199 224H198V223ZM0 223V224H1ZM7 225H6V224ZM44 223V224H43ZM49 223V224H48ZM77 223L79 225H77ZM81 223V224H80ZM86 223V224H85ZM112 223V224H110ZM118 223L122 224L121 227H120V224L118 226ZM148 223L146 221L145 225H147V227L145 226V228L143 229H147L149 228L148 227ZM174 223V224H173ZM1 224V225H2ZM110 224V225H109ZM127 224V225H126ZM163 224V226H161ZM195 224V226H194ZM218 224V225H217ZM9 225V227H8ZM46 225V226H45ZM103 225V224H102ZM101 225V226H102ZM109 225V226H108ZM116 225L114 228L113 226ZM144 226V223L142 224ZM199 228H197L198 226ZM217 225V226H216ZM259 227H258V226ZM22 226V227H21ZM48 226V227H47ZM58 226H60L58 228ZM64 226V227H63ZM100 226V227H101ZM180 227V225H178ZM197 226V227H196ZM214 226V227H213ZM30 227V228H29ZM43 227V228H42ZM53 229H51V228ZM81 227V228H80ZM89 229H88V228ZM93 227V228H92ZM109 227V228H108ZM142 227V226H141ZM158 227V228H157ZM161 227V229H160ZM171 228L168 229V228ZM173 227V228H172ZM194 227V228H193ZM196 227V228H195ZM218 227V228H217ZM224 227V228H223ZM251 227V228H250ZM253 227V228H252ZM26 228V229H25ZM28 228V229H27ZM41 228V230H40ZM58 228V229H57ZM87 228V229H86ZM95 228V230H94ZM175 228V231L172 229ZM180 228H182L183 230V226H181ZM228 228V229H227ZM259 228V229H258ZM262 228V229H260ZM44 229L46 230V233L43 234L42 236H39L41 233H44ZM51 229V230H50ZM57 229V231H56ZM110 229V230H109ZM113 229H114V232L115 230H117V232H113ZM189 229V228H188ZM216 229V230H215ZM220 229V230H219ZM8 230V231H7ZM16 233H14L15 231ZM109 230V232H108ZM163 232H162V231ZM196 230V231H195ZM214 230V231H213ZM259 230V231H258ZM4 231V233H3ZM8 233H7V232ZM43 231V232H42ZM154 231V232H155ZM172 231V232H171ZM219 231V232H218ZM242 234H241V232ZM262 231V232H261ZM35 232V233H34ZM39 232V233H38ZM52 232V233H51ZM54 232V233H53ZM63 232V233H62ZM113 232V233H111ZM162 232V233H161ZM170 232V234L168 233ZM175 232V233H174ZM48 233V234H47ZM59 233V234H58ZM168 235L166 236L165 235ZM191 233V234H189ZM219 235H218V234ZM221 233V234H220ZM235 233V234H234ZM253 235H252V234ZM33 234V235H32ZM39 234V235H37ZM65 234V236H64ZM70 234V235H68ZM97 234V235H96ZM175 234V236L173 235ZM187 234V236H185ZM225 234V236H224ZM230 234V235H229ZM245 234V235H244ZM263 234V235H261ZM11 235V236H10ZM32 235V236H31ZM35 235L39 236V237H36ZM44 235H45V238H44ZM68 235V237H67ZM113 235V236H114ZM120 235H124L123 232H120ZM153 237H152V236ZM256 237H255V236ZM258 235V236H257ZM28 236V237H27ZM30 236V237H29ZM71 236V237H70ZM94 236V237H93ZM100 236V237H98ZM102 236V237H101ZM156 238H155V237ZM166 236V237H165ZM174 236V238H173ZM192 236V237H191ZM234 236V237H233ZM240 236V237H239ZM247 236V237H246ZM250 236H254L252 238V242L250 241L251 238H249ZM260 236H262L263 238H260ZM0 237V238H1ZM35 237V238H33ZM43 237V238H41ZM49 237V238H47ZM67 237V238H66ZM158 237H160L161 239L163 238V241L159 238L157 239ZM225 237V238H224ZM236 237V239H235ZM258 237L260 239H258ZM6 237L4 238H1L0 239V251H3L4 249H6V245L9 243L5 242V241H10V243L12 242L11 239L9 240V238L5 239ZM33 238V239H32ZM39 238V240H37ZM65 238V239H64ZM73 238V239H72ZM149 238V240H148ZM152 238L153 241L155 242V240H161L162 241V246H158L157 248L154 247L153 245H150L153 243V241L150 239ZM170 238V239H169ZM231 238V239H230ZM234 238V239H233ZM249 238V239H248ZM36 239V240H35ZM42 239V240H41ZM66 240L65 241V244L64 241L63 242H60L62 240ZM132 239V240H131ZM142 239V238H141ZM155 239V240H154ZM173 239V240H172ZM176 239V240H175ZM218 239V241H217ZM220 239V240H219ZM229 239V240H228ZM259 241H258V240ZM23 240V241H24ZM43 244H42V242ZM148 240V241H146ZM167 240L168 243L171 244V246H167V245H170L168 243H166L165 241ZM181 240V241H180ZM249 240V242L257 245L255 246L254 245V250H253V244L247 242ZM263 242H262V241ZM18 241V240H17ZM34 241V242H33ZM70 241V243H68ZM103 241V242H102ZM151 243H150V242ZM170 241V242H169ZM180 241V242H179ZM221 241V242H220ZM228 241V242H227ZM236 242V245L234 242ZM240 241V242H239ZM242 241V242H241ZM244 241V242H243ZM261 241V242H260ZM2 242H5V243H2ZM39 242V244H38ZM53 242V243H52ZM99 242V243H98ZM142 243V246H140V243ZM166 244H165V243ZM174 242V243H173ZM176 242V243H175ZM227 242V243H226ZM257 242V243H256ZM260 245H258L259 243ZM2 244H5V245H1ZM13 243V242H12ZM36 243V244H34ZM42 245H41V244ZM221 243V244H220ZM16 244V245H17ZM46 244V245H45ZM63 244V245H62ZM67 244H72V245H67ZM75 245V248H74V245ZM146 244V245H145ZM163 244H165L166 246H164ZM250 244V245H249ZM56 245V246H55ZM59 245V247H58ZM178 245H180L178 247ZM234 245V246H233ZM42 246V247H41ZM50 247V248H47ZM77 246V248H76ZM173 246V248H171ZM185 248H184V247ZM230 246V247H229ZM44 248V251L45 250H48V251H51V252H48V251H41L42 249L39 250V248ZM53 247V248H52ZM163 247L165 250L162 251L160 248ZM236 247V248H235ZM33 248V249H32ZM47 248V249H46ZM56 248V249H55ZM143 248V249H142ZM149 248V249H148ZM154 248V249H153ZM169 248V249H168ZM171 248V249H170ZM252 248V249H251ZM256 248V249H255ZM50 249V250H49ZM152 249V250H151ZM157 249V250H156ZM168 249V250H167ZM181 249V250H180ZM231 249V250H230ZM237 249V250H236ZM57 250V251H56ZM153 250L155 253H153ZM172 252H170V251ZM249 250V251H248ZM80 251V252H79ZM82 251V253H81ZM168 251V252H167ZM254 251V252H253ZM72 252V254H71ZM78 252V253H77ZM176 254H175V253ZM181 252V253H180ZM253 252V253H252ZM41 253H44L45 257L43 258V256L41 257V259H39L40 255H43ZM48 253V254H47ZM55 253V254H54ZM243 253V254H242ZM3 254V256H1ZM60 254V255H59ZM83 254V255H81ZM138 256H137V255ZM154 254V255H153ZM170 254V255H169ZM225 254V255H223ZM48 255V256H47ZM75 255V256H74ZM87 255V256H86ZM131 255V256H130ZM180 255V256H179ZM217 255H218V258H217ZM227 255V256H226ZM243 255V256H242ZM256 255V257H255ZM32 256V257H30ZM81 256V257H80ZM129 256L131 257V260L129 258ZM157 258V261L155 260ZM173 256V257H172ZM183 258H182V257ZM221 256V257H220ZM224 256V258H222ZM226 256V257H225ZM247 256V257H246ZM0 264H3L5 262H12L10 260H12V257L13 255L12 254H6L4 255V253L1 252L0 254ZM4 257V258H3ZM34 257V259H33ZM80 257V258H79ZM83 257V258H82ZM135 257V258H134ZM172 257V258H171ZM239 257V259H240ZM251 257V258H250ZM26 257V259H28ZM51 258V259H50ZM75 258V259H74ZM81 258L83 260H81ZM86 258V259H85ZM139 258V260H138ZM182 260V261H185L187 262V260ZM217 258V259H215ZM241 258V259H242ZM129 259V260H128ZM221 259V260H220ZM224 259V261H222ZM226 259V260H225ZM231 259V261H230ZM7 260V261H5ZM36 260V262H35ZM38 260V261H37ZM128 260V261H127ZM174 261L175 263H180L179 261ZM198 260V261H197ZM229 260V261H228ZM259 260V259H258ZM53 261V263H52ZM55 261V262H54ZM127 261V262H126ZM136 261V262H135ZM189 261V260H188ZM189 261V262H190ZM3 262V263H2ZM29 262V263H27ZM92 262V263H91ZM95 262V263H93ZM122 262V263H121ZM138 262V263H137ZM228 262V263H227ZM241 263V262H240ZM240 263H237V264H240ZM255 263V261L253 262ZM259 263V261H258ZM257 261L255 264H258ZM24 264V263H23ZM101 264V263H100ZM117 264V263H116ZM260 264V263H259Z\"/></svg>",
	"mask_w": 264,
	"mask_h": 264
},
{
	"label": "bare ground",
	"instance_id": "6f19581e",
	"mask_svg": "<svg viewBox=\"0 0 264 264\" xmlns=\"http://www.w3.org/2000/svg\"><path fill=\"white\" fill-rule=\"evenodd\" d=\"M16 2H18V0H15ZM26 1V0H25ZM34 1H36V4H37V0H28V1H26V2H28V4H32ZM41 1V0H40ZM40 1H39V3H40ZM67 1V0H66ZM104 0H102V2H103ZM126 1V0H125ZM128 1V0H127ZM143 1H145V0H143ZM149 2H150V0H148ZM159 1V0H158ZM157 1V6H156V3H154L153 4V6H150L151 7V10L149 9V10H144L143 8H144V4H143V8H141V9H143L142 10V16H147V15H150V14H152V12L153 13H155V11L156 10H158L159 11V9L161 10V8H159L160 7V5H161V3L162 4H164L165 6H167L166 5V3L165 2H168L167 0H164V1H162V0H160V1H162V2H158ZM172 1V3H173V0H171ZM179 0H176V2H178ZM209 1V0H208ZM215 2H217V3H219L218 5L220 6V8H219V10H222L226 5L228 6L229 4L231 5V7L229 8V11H227V13H225V15H224V13H223V16L221 15V16H219V18L218 19H216V20H219V21H213V20H210V19H213L214 17H211L212 16V13H211V11H213L212 9H211V11H210V9H209V11H207V10H205V9H203L202 7H203V5L205 4H203V5H201V4H197L196 3V1L194 0V1H192V3H190L189 2V4L187 3L188 1H186V3L188 4L187 6H185V7H187L188 8V10L189 9H195L196 10V13H195V15H193L192 14V16L190 17L189 16V18L190 19H188L189 21H190V23L193 25H195L196 23H197V21H199V20H203V19H205V18H207L206 20H210L211 22H209V23H204L203 22V24H205V26L203 25V27H205V30L207 31V33L205 32L204 34H206L207 36H209L210 35V38H209V40H208V42H206L205 40H204V37L203 36H201V33L200 32H195L194 34H193V32L191 31H189L190 32V34L192 33V35L191 36H189V38L188 39H186V41H185V44H186V46L188 47V50H189V53H190V55L192 56H197L198 55V51H199V48L201 47H205V49H206V53H207V51H209V49H207L206 47H209V45H210V47L212 48V47H214V46H216L217 48L218 47H221L222 45H224V43L225 44H227L225 41H228L229 39L228 38H231V39H233L232 38V36L234 37V34L237 32V30H239L238 28L240 27L239 25L241 24V25H243V28L242 29H244V33H247V38L249 37L248 35H251L255 40L253 41V43L252 44H250V45H248L247 47H251V48H253L254 49V47H258V45H261V46H264V0H214ZM2 2V1H1ZM25 2V3H26ZM46 1H44V3H45ZM50 2V1H49ZM70 2V1H69ZM76 2V1H75ZM83 2V1H82ZM105 2V1H104ZM133 2V1H132ZM135 3H136V1H134ZM142 2V1H141ZM154 2V1H153ZM156 2V1H155ZM175 2V1H174ZM179 2H181L182 3V1H179ZM200 2V1H199ZM12 3V2H11ZM10 3V4H11ZM13 3H14V1H13ZM12 3V4H13ZM19 3H20V1H19ZM35 3V2H34ZM33 3V5H35ZM68 3V2H67ZM113 3H115V1L113 2ZM118 3V2H117ZM127 3V2H126ZM152 3V2H151ZM196 3V4H195ZM202 3V2H201ZM209 3V2H208ZM11 4V5H12ZM22 4H24V3H22ZM46 4V3H45ZM83 4V3H82ZM104 4V3H103ZM116 4V3H115ZM132 4V3H131ZM137 4H138V2H137ZM137 4H136V6H137ZM140 4V3H139ZM138 4V5H139ZM142 4V3H141ZM147 4V3H146ZM160 4V5H159ZM168 4V3H167ZM176 4V3H175ZM178 4V3H177ZM183 4V3H182ZM8 5V4H7ZM6 5V6H7ZM14 5V4H13ZM39 6H40V4H38ZM66 4L64 3V6H65ZM68 5V4H67ZM78 5V4H77ZM150 5V4H149ZM169 5V4H168ZM173 6H174V3L172 4ZM181 5V4H180ZM186 5V4H185ZM207 5V4H206ZM205 5V6H206ZM214 5V4H213ZM217 5V7H219ZM10 6V5H9ZM42 6V5H41ZM57 6V5H56ZM61 6H62V4H61ZM61 6H59V7H61ZM70 6V5H69ZM117 6V5H116ZM128 6V5H127ZM147 6V5H146ZM170 6H171V2H170ZM208 6V5H207ZM210 6H211V4H210ZM215 6V5H214ZM8 7V6H7ZM6 7V8H7ZM11 7H13V6H11ZM10 7V9H12ZM15 7V6H14ZM28 7V6H27ZM30 7V6H29ZM46 7V6H45ZM58 7V6H57ZM80 7V6H79ZM129 7H130V5H129ZM159 9H158V8ZM181 7V6H180ZM216 7V8H217ZM4 8V7H3ZM22 8V7H21ZM36 8V7H35ZM38 8V7H37ZM53 8V7H52ZM63 8V7H62ZM91 8V7H90ZM125 8H127V7H125ZM130 8H132V7H130ZM164 8V7H163ZM162 8V9H163ZM179 8V7H178ZM186 8V9H187ZM200 8H202L201 10H200ZM211 8V7H210ZM47 9V8H46ZM48 9H51V8H48ZM54 9V8H53ZM60 9V8H59ZM134 9V8H133ZM137 9H138V7H137ZM165 9H166V7H165ZM173 9H176V8H173ZM183 9H184V7H183ZM226 9H227V7H226ZM25 10V9H24ZM36 10H38V9H36ZM35 9H34V11L33 10H31V11H33L34 13H35V15H37L38 16V14H36V12L37 13H39L38 11H36ZM42 10V9H41ZM82 10V9H81ZM176 10H179V9H176ZM194 10V11H195ZM218 10V8L216 9V10H214V11H217ZM2 11H3V9H2ZM14 11V10H13ZM31 11H30V15H31ZM50 11V10H49ZM58 11V10H57ZM62 11V10H61ZM136 11V10H135ZM157 11V12H158ZM180 11H181V9H180ZM4 12H6L5 10H4ZM11 12V11H10ZM15 13L16 12H19V11H14ZM48 12V11H47ZM54 12V11H53ZM93 12V11H92ZM129 12V11H128ZM156 12V13H157ZM163 12V11H162ZM175 12V11H174ZM177 12V11H176ZM183 12V11H182ZM186 12V11H185ZM185 12H184V14H185ZM218 12V11H217ZM226 12V11H225ZM1 13V12H0ZM8 13H9V10H8ZM7 13V14H8ZM12 13V12H11ZM40 13H41V11H40ZM46 13V12H45ZM44 13V14H45ZM49 13H51V12H49ZM48 13V14H49ZM57 13V12H56ZM140 13V12H139ZM173 13V12H172ZM192 13V12H191ZM216 13V12H215ZM215 13H213V14H215ZM221 13V12H220ZM1 14H3V12L1 13ZM6 14V13H5ZM84 14V13H83ZM91 14V13H90ZM160 14H162V13H160ZM4 15V14H3ZM43 15V14H42ZM46 15V14H45ZM86 15V14H85ZM132 15V14H131ZM155 15V14H154ZM164 15V14H163ZM162 15V16H163ZM188 15V14H187ZM18 16V15H17ZM22 16V15H21ZM50 16V15H49ZM137 16V15H136ZM139 16V15H138ZM137 16V17H138ZM158 16V15H157ZM161 16V17H162ZM166 16H167V14H166ZM4 17V16H3ZM18 17H20V16H18ZM26 17V16H25ZM32 17V16H31ZM36 17V16H35ZM43 17V16H42ZM45 17V16H44ZM59 17V16H58ZM87 17H90V16H87ZM92 17V16H91ZM151 17V16H150ZM152 17H153V15H152ZM161 17H159V18H161ZM169 17V16H168ZM170 17H172L173 18V16H170ZM1 18V17H0ZM24 18V17H23ZM40 18V17H39ZM139 18V17H138ZM159 18H157V19H159ZM174 18H175V16H174ZM176 18H178V16L176 17ZM4 19V18H3ZM11 19V18H10ZM22 19V18H21ZM20 19V20H21ZM28 20L27 21H30L29 20V18H27ZM31 19V18H30ZM153 19H154V17H153ZM156 19V20H157ZM5 20V19H4ZM23 20V19H22ZM32 20H33V18H32ZM134 20V19H133ZM136 20V19H135ZM143 20V19H142ZM149 20V19H148ZM171 20V19H170ZM177 20V19H176ZM187 20V19H186ZM185 20V21H186ZM214 20H215V18H214ZM5 21H8V20H5ZM39 22H38V24H37V30L38 29H40L41 31H45V33L48 35V36H51V37H53L54 35H53V30L51 29V26L50 25H52V24H50L49 23V21L48 20H43L42 18H41V20L39 19L38 20ZM154 21H155V19H154ZM23 22H24V20H23ZM26 22V21H25ZM32 22V21H31ZM59 22H60V20H59ZM153 22V21H152ZM159 22V21H158ZM166 22V21H165ZM175 22V21H174ZM22 22L20 21V25H24V24H21ZM30 23V22H29ZM28 23V24H29ZM163 23V22H162ZM173 23V22H172ZM3 24V23H2ZM35 24V25H36ZM56 24V23H55ZM142 24V23H141ZM156 24V23H155ZM170 24V23H169ZM177 24V23H176ZM182 24V23H181ZM186 24V23H185ZM198 24V23H197ZM201 24V23H200ZM10 25V24H9ZM32 25V24H31ZM34 25V26H35ZM65 25V24H64ZM161 25V24H160ZM168 25V24H167ZM172 25V24H171ZM184 25V24H183ZM187 25V24H186ZM190 25V24H189ZM25 26H26V24H25ZM62 26V25H61ZM60 26V27H61ZM143 26V25H142ZM154 26V25H153ZM156 26H157V24H156ZM202 26V25H201ZM7 27V26H6ZM17 27H18V25H17ZM64 27V26H63ZM131 27V26H130ZM141 27V26H140ZM162 27V26H161ZM192 27V26H191ZM1 28V27H0ZM4 28V26H2V29ZM8 28V27H7ZM6 28V29H7ZM26 28V27H25ZM30 27H28V29H29ZM56 28V27H55ZM154 28V27H153ZM172 28V27H171ZM170 28V29H171ZM177 28V27H176ZM188 28V27H187ZM240 28V29H241ZM6 29H4V31L6 30ZM14 29V28H13ZM35 29V27L33 28V26L31 27V30H34ZM54 29V28H53ZM139 29V28H138ZM157 29V28H156ZM166 29V28H165ZM180 29V28H179ZM178 28H177V30H179ZM197 29V28H196ZM196 29H193V30H196ZM37 30H34L35 31V33H36V31ZM133 30V29H132ZM140 30V29H139ZM154 30V29H153ZM177 30H174V31H177ZM182 30V29H181ZM180 30V31H181ZM202 30H204V29H202ZM201 30V31H202ZM204 30V31H205ZM3 31V30H2ZM2 31H1V34H2ZM28 31H30V30H28ZM39 31V30H38ZM54 31H55V29H54ZM57 31V30H56ZM66 31V30H65ZM102 31V30H101ZM106 31V30H105ZM119 31V30H118ZM124 31V30H123ZM151 30H149L148 32H150ZM160 31H161V29H160ZM185 31V30H184ZM200 31V30H199ZM14 32V31H13ZM59 32V31H58ZM103 32V31H102ZM126 32V31H125ZM142 32V31H141ZM147 32V33H148ZM152 32V31H151ZM150 32V35H149V33L147 34V33H145V35H142L141 36V34H140V36H137L136 34H134V36L133 35H131V36H133L132 37V41H137L138 42V44H139V42H141V44H142V46H140L139 45V48H141L142 47V49H140L141 50V52L139 53V51L136 53V49H134L132 46L134 45V44H132V46H130V50H132L131 52L130 51H128V42H127V45H124L123 47H122V49H120V50H117L118 52H115V53H117V55H115V53H114V55L116 56V60L114 59L115 58V56H114V62H111L110 61V63H109V60H108V57H104L102 54V58H98L96 61V65L97 66H94V64L93 63H91V64H93V66H94V69L92 68H90L91 69V71L92 72H94V73H90L89 72V74H88V80L87 79H84L85 80V86H86V88L88 89V91L92 94V102H91V104H90V102H89V108H88V111H87V116H83V118H85V121H81L80 123H84L85 122V124H83L84 126H83V128L85 127V130H83V128L81 127V125L80 124H78V125H80V128H78L77 126H76V124H75V127L74 128H72V129H69V125H68V127H66V128H68V130L67 131H72L71 133H69V134H67L66 136H65V138L62 140L63 141V143H64V146L66 147V150H64L63 152L61 151V153H59L60 155H63V158L65 159L66 158V156H68L67 155V153H69V152H71V151H69L70 149H78V147L80 146L79 144L81 143V141H87L88 143H89V139L91 138V134L92 133H97L98 131L99 132H103L104 131V129L105 130H107L108 129V131H107V134L106 135H110V134H112V135H114L115 133H118V131L120 130H123V131H127V132H130V131H132L133 129H136V131H137V134H135L136 132H135V130H134V134H133V131L131 132V134H133V135H136L134 138H135V140H132V141H134L133 142V147L132 146H130V147H132L133 148V151H132V153L130 154V150H129V154H125V152H126V150L125 149H123L122 150V148H121V150L117 153H115V155L113 154V155H111V157L110 158H112V156H116L117 158L118 157H120V158H122V159H120V164H121V166L120 165H118V166H120L121 167V169L119 170L120 172H119V174H116V175H121L123 178H124V180H128V181H130V182H132L131 184H132V186H134L133 187V194L136 196V195H138V198H140V200L139 201H141L142 203H147V205H146V208H145V205H144V208L145 209H143L144 211H141V213H142V215H143V219H145L144 221L145 222H143L144 223V226L142 225V224H140V225H136L135 224V222L137 223L138 221V219H136L138 216H133V213H134V210H135V208H137V205L135 204L134 205V203L133 202H130V203H127V202H125V205H124V207H125V213L126 212H130V213H132V215H130L129 217H131L132 219H128V218H126V219H123V223L125 222V220H130V222L129 221H126V223L127 224H129L130 226H122L121 227V225L122 224H120V223H118V226H119V224H120V232H123L124 233V235H120V232H117V230H115V232H117V233H119L118 235H112V236H110L109 234H107L106 232H105V230H107L106 229V225L105 224H107V221L105 222L104 220H103V218H101L100 217V215H99V210H100V208L102 207V199H103V197H102V199L100 198V199H98V195H97V184H96V180L95 181H90V179H92V177H94V176H92V173L94 172V170L93 169H103L105 166L104 165H98V161H96V160H98V159H95L94 157L95 156H97V154H95V151L97 150V151H99L100 150V152H104V150L106 149L105 148V146L106 145H108V143H107V141L106 140H104V139H100V140H102V142H93V140H91V139H93V138H91L90 140H91V143H94L93 145H95L97 148H99V150L98 149H96L95 147V149H93L92 147L93 146H91V150H88V152L83 156L84 157V159L83 160H81L80 158H79V162L78 163H81V162H83L82 164H80L81 166H80V169H78V168H76V169H78V170H76L75 169V165L73 166L74 167V169L77 171V172H75L76 173V175H74L75 176V181H74V179L72 180V181H70V183L72 182V183H75L76 182V184H81V185H86V189L88 190V188H89V192L90 193H86L87 194V196L89 195V194H91L90 195V198H94V201H92L93 199H91V200H89L88 201V199H86V197H84L83 199L81 198L82 196H81V194H80V198L82 199V200H80V202L79 203H85V204H87V208H85L84 210H85V212H83V213H81L80 215L81 216H76V218H79L78 220H82V221H85L86 223H87V225H93V226H95L96 228H98V229H100V230H98V231H101L100 233H102V234H106V235H108V236H105L103 239H105V242H104V244L102 243H100V244H97L96 242H95V240L93 241L91 238H92V236H89V234L87 235V234H84V233H82L81 231H82V229H80V230H78L77 229V227L78 226H75V223H74V219L76 220V218H74L75 217V215H77V214H74L76 211L74 210V206L77 204H75V205H73V203H72V201H71V206L73 205V210H71V211H69V212H63V213H61V214H59V217L63 220V221H65L66 223H68V224H70V234H73V235H75V237H76V239H77V246L79 247V249H81L82 251H85L87 254H90L89 255V260H87L88 262H90V261H96V262H98L99 264L101 263V264H118L120 261L118 260V259H126V258H124L125 257V254H126V256H127V254L129 255V252H131L132 253V255L134 254V253H138V255H140V253H142V251H141V249H139V248H136V246H137V242L135 241L134 243H132V244H128V241H127V239H125V237L127 236V237H129V238H133V240H135L134 238H136L135 236H137V239L138 240H140V241H142L143 242V245H144V241H143V239H144V237H145V235H148V234H158L155 230H158V229H155L156 227H155V225L154 224H159L158 226H160V224L161 223H163L164 225L167 223V225H169L170 223H172V221L174 222V223H177V227H178V230L176 229V233H178L177 235H176V237L178 236V240H179V236H182L183 234H184V229H186V230H191V232H193L192 230V228L190 229V226H192V224L190 225V226H188L189 225V223H185L184 221V216L183 215H180V213L176 210V209H174L175 207H174V205H173V203H172V198L173 199H176L177 197L176 196H178L179 195V197L180 196H182V197H184V201L186 200L187 201V203H188V201H190V200H194V198H192V191L190 190V188L187 186V180H188V178H191V177H188L187 175L188 174H195V176H196V178L198 177H200L201 178V180H199L198 181V183H200L201 184V181L202 182H204V185H205V187H207V186H213V187H215L216 188V190L217 191H219L220 189H221V192L223 193V187H222V185L224 184V186H225V183H230V186H231V175H232V168H233V166H232V164H231V158H232V156L234 157V156H239V158H240V156L242 157V159H244V156L246 155V150L248 151V149H247V146L249 145V143H254L253 145H256V146H260V148L262 147L261 145L262 144H264V137H263V135L262 134H260V135H258V136H251V138L248 140V139H244L240 144H239V146L237 147V148H235L234 147V149H232V151H231V130L229 131V130H226V132H228V136H227V134H226V132L224 133V134H226V135H224V136H227V139H228V142H224L223 140H225V139H223V140H220V139H222V138H220L219 139V137L223 134V132L225 131V124H226V129H228L227 128V126L229 127V122H231V117L229 118L228 117V119H227V121H225L226 123L225 124H222V125H224V129L222 128V126H221V128H222V130L219 128V126L221 125L220 124V122L218 121H216L217 123H214V121L215 120H220L221 118H223V116L225 115V112L228 110V109H226V107H225V109L223 108L227 103H225V101H224V104L222 103V101H221V98H217V97H213V98H210L209 100H208V98H207V100L209 101V102H207V103H205V111L201 114V115H205V117H206V115L208 116V114L211 116V117H214L215 118V120H210V118H209V121H211V122H209V124L207 123V122H204L203 123V126H199V130L198 129H196L197 127L195 126L196 124H195V122H194V126H195V128H194V126H193V124H190V126L192 125L193 127H190L188 124L190 123H185L184 122V124L183 125H185V124H187L190 128L188 129V130H195L196 132L194 133V135L196 134V136L192 139V137L194 136H192V137H189L188 135H185L184 137V139H182L183 137L181 136V135H183V134H180L183 130H182V122H181V120L179 121L177 118H176V116L175 117H170L169 115H168V112H170V111H172V109L171 110H169L168 112H167V110H165V109H163V108H161V106H159V108L157 109V110H155V108H154V106H153V108H154V111H153V109L151 108V105H150V103H149V101L151 100H153L154 99V101H155V97H156V93L158 92V90H159V88H161L162 86H164L163 85V81H162V79L164 78H161L160 77V75H159V72H158V69L160 68V67H158V69H156V66H155V69L154 70H156V72L155 73H157L158 72V74L157 75H153V77L151 76V78H149L148 76H147V78L149 79V81H146V79H143L142 81H140L139 82V80H141L139 77L141 76V74L142 73H140V75L138 76V74H137V72H138V70H137V72L135 71L134 72V70L132 71V72H125V71H122V69H121V64H124V63H119V61H120V57H122V56H124L123 54H126V53H124V51L126 52V50H127V52L129 53H132V56H136L135 55V53L136 54H138L137 56H141V54L143 55V57H144V60L145 61H147V62H149L148 60H147V57H148V59H149V56H150V54L151 53H153V54H156V53H161V51L163 50V49H166V47L165 48H163L164 47V45H165V43L167 42V39H169V38H165V37H162V38H160L158 35H156L157 37H158V39L156 38V36L154 37V40H156V45L154 44H152L153 42L151 41H149L150 39L148 38L149 36H152L151 33ZM154 32V31H153ZM165 32V31H164ZM163 32V33H164ZM173 32V31H172ZM178 32V31H177ZM15 33V32H14ZM18 33V32H17ZM32 33V32H31ZM34 33V34H35ZM99 33V32H98ZM140 33V32H139ZM155 33V32H154ZM161 33V32H160ZM162 33V34H163ZM166 34L167 33H169L168 35H170V33L171 32H165ZM174 33V32H173ZM39 34H40V31H39ZM55 34V33H54ZM115 34H116V32H115ZM131 34V33H130ZM137 34H138V32H137ZM142 34H144L143 32H142ZM166 34L165 35H163V36H166ZM178 34V33H177ZM184 34H186V33H184ZM237 34H239V33H237ZM19 35V34H18ZM29 35H30V33H29ZM36 35V34H35ZM41 35V34H40ZM45 34H43V36H44ZM63 35V34H62ZM98 35V34H97ZM159 35H161V34H159ZM175 35V34H174ZM187 35H189V34H187ZM236 35V34H235ZM243 35V34H242ZM24 36V35H23ZM42 36V37H43ZM94 36V35H93ZM122 36V35H121ZM162 36V35H161ZM178 36V35H177ZM180 36V35H179ZM181 36H183V35H181ZM0 37H2L1 35H0ZM14 37V36H13ZM19 37V36H18ZM21 37V36H20ZM41 37V36H40ZM57 37V36H56ZM98 38H99V36H97ZM110 37V36H109ZM172 37V36H171ZM174 37V36H173ZM239 37V36H238ZM243 37V36H242ZM244 37H245V35H244ZM6 38V37H5ZM95 38L96 37H94L93 39L95 40ZM98 38H96L97 40H98ZM101 38V37H100ZM118 38V37H117ZM151 38V37H150ZM235 38V37H234ZM246 38V37H245ZM35 39V38H34ZM39 39V38H38ZM58 39V38H57ZM105 39V38H104ZM128 39H130V38H128ZM128 39H126V40H128ZM148 39V40H147ZM152 39V38H151ZM175 39V38H174ZM230 39V40H231ZM242 39V38H241ZM56 40V39H55ZM58 40H60V39H58ZM63 40V39H62ZM112 40V39H111ZM119 40V39H118ZM147 40V41H146ZM182 40H185V38L184 39H182ZM244 40V39H243ZM243 40H241V41H243ZM253 40V39H252ZM7 41V40H6ZM5 41V42H6ZM34 41V40H33ZM32 41V42H33ZM110 41V40H109ZM129 41V40H128ZM131 41V40H130ZM172 41V40H171ZM174 41V40H173ZM172 41V42H173ZM181 41V40H180ZM179 41V42H180ZM232 41V40H231ZM236 41V40H235ZM18 42V41H17ZM21 42V41H20ZM101 42V41H100ZM123 42V41H122ZM137 42L135 43V44H137ZM240 42V41H239ZM249 42V41H248ZM36 43H37V41H36ZM35 43V44H36ZM49 43H54V42H49ZM56 43V42H55ZM59 43V42H58ZM89 43H90V41H89ZM129 43H131V42H129ZM184 43V42H183ZM246 43V42H245ZM244 43V44H245ZM35 44H33L34 46H35ZM91 44H93V43H91ZM101 44V43H100ZM181 44V43H180ZM229 44H230V41H229ZM232 44V43H231ZM244 44H242V45H244ZM27 45V44H26ZM29 45V44H28ZM54 45V44H53ZM61 45H62V43H61ZM93 45H95V44H93ZM97 45H99V44H97ZM103 45V44H102ZM131 45V44H130ZM171 45H172V47L175 45H173L172 43H171ZM228 45V44H227ZM226 45V46H227ZM246 45V44H245ZM244 45V46H245ZM0 46H1V44H0ZM8 46V45H7ZM6 46V47H7ZM31 46H32V44H31ZM30 46V47H31ZM55 46V45H54ZM57 46V45H56ZM83 46V45H82ZM86 45H84V47H85ZM104 46V45H103ZM165 46H167V43H166V45ZM176 46H177V44H176ZM260 46V47H261ZM63 47V46H62ZM92 47V46H91ZM94 47V46H93ZM115 47V46H114ZM121 47V46H120ZM134 49V51H133V49ZM223 47V46H222ZM246 47V46H245ZM5 48V47H4ZM18 48V47H17ZM55 48V47H54ZM112 48V47H111ZM110 48V49H111ZM136 48H137V46H136ZM139 48H137V50L139 49ZM169 48V47H168ZM201 48H200V50H201ZM227 48V47H226ZM52 49H53V47H52ZM61 50H62V48H60ZM71 49V48H70ZM81 49H82V47H81ZM87 49V48H86ZM93 48H91V49H89L87 52L89 53L91 50H92ZM102 49V48H101ZM104 49V48H103ZM106 49V48H105ZM110 49H107V50H110ZM119 49V48H118ZM176 49V48H175ZM177 49H178V47H177ZM204 49V48H203ZM216 49V48H215ZM214 48H212V50H215ZM225 49V48H224ZM248 49H250V48H248ZM64 50V49H63ZM84 50V49H83ZM83 50H82V53H83ZM100 50V49H99ZM115 50V49H114ZM171 50V49H170ZM180 50H182V49H180ZM217 50V49H216ZM252 50V49H251ZM0 51H1V49H0ZM52 51V50H51ZM70 51V50H69ZM142 51H144L143 53H142ZM183 51V50H182ZM182 51H180V52H182ZM204 51V50H203ZM203 51H200L201 53H203L204 54V52ZM240 51V50H239ZM245 51V50H244ZM23 52V51H22ZM64 52V51H63ZM73 52H74V49H73ZM76 52V51H75ZM86 52V51H85ZM84 52V53H85ZM86 52V53H87ZM102 51H100V52H97L98 54L99 53H101ZM155 52V53H154ZM175 52V51H174ZM186 52V51H185ZM199 52V53H200ZM209 52H211V51H209ZM218 52V51H217ZM11 53V52H10ZM71 53V52H70ZM77 53V52H76ZM91 53V52H90ZM90 53H89V55H87L88 57L89 56H91L90 55ZM93 53V52H92ZM109 53V52H108ZM163 53V52H162ZM161 53V54H162ZM172 53V52H171ZM176 53V52H175ZM175 53H174V55H175ZM255 53V52H254ZM1 54H3V53H1ZM9 54V53H8ZM23 54V53H22ZM54 54V53H53ZM65 54V53H64ZM78 54V53H77ZM94 54V53H93ZM92 54V55H93ZM111 54V53H110ZM166 54H169V53H167L166 52ZM209 54V53H208ZM211 54V53H210ZM209 54V55H210ZM213 54V53H212ZM222 54V53H221ZM258 54H259V52H258ZM257 54V55H258ZM4 55V54H3ZM25 55V54H24ZM48 55V54H47ZM51 55V54H50ZM56 55V54H55ZM82 55H84V54H81L80 55V57H82L83 59H84V56H82ZM101 55H97V56H100L101 57ZM113 55V54H112ZM128 55V54H127ZM152 55V54H151ZM156 55H158V54H156ZM160 55V54H159ZM164 55V54H163ZM170 55H172V54H170ZM217 55H218V53H217ZM224 55V54H223ZM255 55V54H254ZM46 56V55H45ZM59 56V55H58ZM58 56H57V58H58ZM63 56V55H62ZM67 56H70L69 54L67 55ZM66 56V57H67ZM74 56V55H73ZM76 56V55H75ZM74 56V57H75ZM78 56H79V54H78ZM78 56H76V58L78 57ZM86 56V55H85ZM86 56V57H87ZM110 56V55H109ZM129 56H130V54H129ZM155 56V55H154ZM153 56V57H154ZM182 56H183V54H182ZM208 56V55H207ZM215 56V55H214ZM1 57V56H0ZM60 57H61V55H60ZM64 57V56H63ZM71 57V56H70ZM158 57V56H157ZM164 57H166V56H164ZM170 57V56H169ZM188 57V56H187ZM224 57H225V55H224ZM227 57H229V56H227ZM256 57V56H255ZM4 58V57H3ZM41 58V57H40ZM44 58V57H43ZM46 58V57H45ZM110 58H112V57H110ZM123 58V57H122ZM138 58V57H137ZM136 58V59H137ZM142 58V57H141ZM159 58H161V57H159ZM159 58H156V60H158ZM167 58V57H166ZM211 58H212V56H211ZM214 58V57H213ZM221 58V57H220ZM260 59H261V57H259ZM263 58V57H262ZM23 59V58H22ZM66 59V58H65ZM74 59V58H73ZM87 59H89V58H87ZM87 59H85V60H87ZM112 59V60H113ZM125 59H126V57H125ZM139 59V58H138ZM162 59V58H161ZM172 59H174V58H172ZM224 59V58H223ZM259 59V60H260ZM5 60V59H4ZM15 60V59H14ZM77 60L79 61V59L77 58ZM81 60V59H80ZM84 60V61H85ZM143 60V61H144ZM152 60V59H151ZM150 60V61H151ZM154 60V59H153ZM187 60H188V58H187ZM194 60V59H193ZM262 60V59H261ZM6 61V60H5ZM17 61V60H16ZM41 61V60H40ZM45 61H47V60H45ZM64 61V60H63ZM71 61V60H70ZM74 61H76V60H74ZM82 61V60H81ZM92 61V60H91ZM123 62H124V60H122ZM129 61V60H128ZM135 61V60H134ZM160 61V60H159ZM162 61V60H161ZM174 61V60H173ZM178 61V60H177ZM189 61V60H188ZM203 61V60H202ZM222 61V60H221ZM258 61V60H257ZM24 62V61H23ZM28 62V61H27ZM44 62V61H43ZM69 62V61H68ZM67 62V63H68ZM73 62V61H72ZM131 61H129V63H130ZM136 62H138V61H136ZM147 62H145V63H147ZM157 62V61H156ZM163 62V61H162ZM171 62V61H170ZM175 62V61H174ZM214 62V61H213ZM217 62V61H216ZM229 63H230V61H228ZM2 63H4L3 61H2ZM46 63V65H47V63H48V61L47 62H45ZM53 63V62H52ZM70 63V62H69ZM79 63V62H78ZM84 63H86V62H84ZM84 63H82V64H84ZM112 63V64H111ZM128 63V62H127ZM150 64H148V66H149V68H151L150 67V65H152V63H153V61H151V62H149ZM160 63V62H159ZM173 63V62H172ZM201 63V62H200ZM28 64V63H27ZM36 64H38V62L36 63ZM42 64V63H41ZM54 64V63H53ZM56 64V63H55ZM86 64H88V63H86ZM132 64V63H131ZM131 64H129V65H131ZM153 64H155V62L153 63ZM161 64H163V63H161ZM168 64V63H167ZM175 64V63H174ZM177 64H178V62H177ZM184 64V63H183ZM213 64V63H212ZM218 64V63H217ZM220 64V63H219ZM13 65V64H12ZM30 65V64H29ZM33 65V64H32ZM77 65V64H76ZM89 65H90V63H89ZM126 66H127V64H125ZM125 65H124V68H125ZM136 65V64H135ZM134 65V66H135ZM138 65V64H137ZM142 64H140V66H141ZM156 65V64H155ZM160 65V64H159ZM158 65V66H159ZM258 65V64H257ZM35 66V65H34ZM60 66H61V64H60ZM70 66V65H69ZM88 66V65H87ZM92 65L90 66V67H93ZM166 66V65H165ZM168 67H169V65H167ZM225 66H226V64H225ZM259 66H260V68H261V70H262V80L264 81V59L262 60V61H260L259 62ZM41 67V66H40ZM46 67V66H45ZM59 67V66H58ZM76 67V66H75ZM86 67V66H85ZM89 67V66H88ZM138 67H139V65H138ZM147 67V66H146ZM163 67V66H162ZM171 67V66H170ZM182 67V66H181ZM6 68V67H5ZM29 68V67H28ZM72 68V67H71ZM127 68V67H126ZM132 68V67H131ZM130 68V69H131ZM135 68V67H134ZM177 68V67H176ZM214 68V67H213ZM229 68V67H228ZM73 69V68H72ZM85 69H88V68H85ZM128 69V68H127ZM130 69H128V70H130ZM133 69V68H132ZM138 69V68H137ZM142 69H144V68H142ZM141 69V70H142ZM171 69V68H170ZM227 69V68H226ZM232 69V68H231ZM235 69V68H234ZM38 70V69H37ZM47 70V69H46ZM65 71H67V73H69V70L68 69H64ZM82 70V69H81ZM126 70V69H125ZM127 70V71H128ZM150 70V69H149ZM149 70H147L148 72V74H151V73H149L150 71ZM166 70H168V69H165V71ZM229 70V69H228ZM34 71V70H33ZM40 71H41V68H40ZM39 71V72H40ZM78 71V70H77ZM145 71H146V69H145ZM145 71H143V72H145ZM169 71V70H168ZM230 71V70H229ZM54 72V71H53ZM63 72V71H62ZM61 72V73H62ZM79 72H80V69H79ZM79 72H77L78 74H80ZM122 72V73H121ZM140 72V71H139ZM153 72V71H152ZM164 72V71H163ZM3 73V72H2ZM30 73H31V70H30ZM49 73V72H48ZM75 73V72H74ZM122 74L123 75V78H124V81H125V83L122 85L121 84V86L120 85H118V82H117V77H116V74ZM154 73V72H153ZM154 73V74H155ZM167 73V72H166ZM170 73V72H169ZM173 73V72H172ZM175 73H176V71H175ZM36 74V73H35ZM39 74V73H38ZM41 74V73H40ZM51 74V73H50ZM54 74V73H53ZM71 74H73V72L71 71V73H70V76H71ZM90 74H93L92 76H90ZM148 74H146V75H148ZM165 74V73H164ZM5 75V74H4ZM30 75V74H29ZM46 75V74H45ZM56 75V74H55ZM62 75V74H61ZM82 74H80V76H81ZM86 75H87V73H86ZM85 75V76H86ZM145 75V76H146ZM9 76V75H8ZM14 76H15V74H14ZM17 76V75H16ZM15 76V77H16ZM40 77H41V75H39ZM64 76V75H63ZM75 76H76V73H75ZM79 76V77H80ZM84 76V77H85ZM174 76H176V75H174ZM184 76V75H183ZM1 77H3V76H1ZM18 77V76H17ZM48 77V76H47ZM50 77V76H49ZM62 77V76H61ZM78 77V78H79ZM83 76L81 77V79L82 78H84ZM87 77H85V78H87ZM120 77V76H119ZM8 78H10V77H8ZM13 78V77H12ZM21 78H22V76H21ZM43 78V77H42ZM42 78H40V79H42ZM46 78V77H45ZM44 78V79H45ZM53 79H54V77H52ZM72 78V77H71ZM146 78V77H145ZM19 79V78H18ZM32 79V78H31ZM64 79V78H63ZM63 79H61V80H63ZM68 79V78H67ZM73 79V78H72ZM71 79V80H72ZM76 79H77V77H76ZM76 79H74V80H76ZM4 80V79H3ZM21 80V79H20ZM17 81V82H21V81ZM29 80V79H28ZM27 80V81H28ZM33 80V79H32ZM56 80H57V77H56ZM69 81H70V79H68ZM74 80H72L71 82H73ZM87 80V81H86ZM166 80V79H165ZM173 80H174V78H173ZM24 81V80H23ZM22 81V82H23ZM42 81V80H41ZM168 81V80H167ZM166 81V82H167ZM186 81V80H185ZM184 81V82H185ZM17 82H12V83H17ZM44 82V81H43ZM47 82H48V79H47ZM60 82V81H59ZM67 82V81H66ZM146 82H149V83H147L146 84ZM175 82V81H174ZM177 82V81H176ZM2 83H3V81H2ZM6 83V82H5ZM40 83H42V82H40ZM54 83V82H53ZM58 83V82H57ZM77 83V82H76ZM178 83H179V81H178ZM6 84H8V83H6ZM15 84H13L14 86H16ZM19 84V83H18ZM18 84H17V86L16 87H14L13 88V85H12V89H10V90H7V92H4V93H2V89H0V167L2 166L1 165V163L3 164L4 162L7 164V166H8V164L10 165L11 164V162H9V161H12V164L10 165V166H8V167H6V166H4L6 169L7 168H9V170L7 169V172H5L4 170H2V169H0V178H1V176L3 175V174H7L8 176H9V174L10 173H12V171H10V169L12 168V165H14L15 166V171L17 172V173H20L22 176H20V175H18V178H16V183L17 184H21V185H23V183H24V181L25 180H35L34 178H36L37 179V177L36 176H38V175H36L37 174V171L35 170L36 168L33 166V163H32V159H31V154H32V151H31V148H32V145H34L33 143H34V141H36V134L34 135V134H32V133H27V130L29 129L30 130V128L29 127H27V128H25L24 126H25V120H23V117L21 116V109H22V105H20V104H17V103H19V101L17 102V99H18V97H19V95H20V91H23V89H25V87H24V82L22 83V84H20V86H18ZM26 84V83H25ZM28 84V83H27ZM60 84V83H59ZM63 84H64V86H65V84L66 83H64L63 82ZM72 84V83H71ZM166 84V83H165ZM1 85V84H0ZM56 85V84H55ZM68 85V84H67ZM148 85V86H147ZM178 85V84H177ZM5 86V85H4ZM34 86V85H33ZM48 86V85H47ZM64 86H62V88H63V90H64ZM77 86H79V85H77ZM123 86V87H122ZM183 86V85H182ZM3 87V86H2ZM8 87H9V85H8ZM60 87V86H59ZM67 87V86H66ZM72 87H73V85H72ZM180 87V86H179ZM4 88V87H3ZM55 88V87H54ZM61 88V89H62ZM68 88V87H67ZM67 88H66V90H67ZM85 88V87H84ZM168 88V87H167ZM186 88V87H185ZM5 89H7V88H5ZM58 88H56V90H57ZM70 89V88H69ZM161 89H163V87L161 88ZM160 89V90H161ZM169 89V88H168ZM5 91V90H4ZM9 91V92H8ZM25 91V90H24ZM61 91V90H60ZM59 91V92H60ZM186 91V90H185ZM39 92V91H38ZM63 92V91H62ZM86 92V91H85ZM166 92V91H165ZM169 92V91H168ZM55 93V92H54ZM167 93V92H166ZM243 93V92H242ZM22 94V93H21ZM60 94V93H59ZM72 94V93H71ZM90 94V95H91ZM170 94V93H169ZM76 95V94H75ZM81 95V94H80ZM89 95V94H88ZM164 95H166V94H164ZM167 95H168V93H167ZM22 96V95H21ZM20 96V98H22ZM35 96H37V95H35ZM64 96V95H63ZM160 96V95H159ZM159 96H157L156 98H158ZM229 96V95H228ZM38 97V96H37ZM59 97H61V96H59ZM197 97V96H196ZM263 97V96H262ZM76 98H77V96H76ZM164 98V97H163ZM227 98V97H226ZM231 98V97H230ZM160 99V98H159ZM170 99V98H169ZM174 99V98H173ZM225 99V98H224ZM228 99V98H227ZM255 99V98H254ZM73 100V99H72ZM71 100V101H72ZM81 100V99H80ZM177 100V99H176ZM230 100V99H229ZM25 101H27V99L25 100ZM69 101V100H68ZM90 101V100H89ZM170 101V100H169ZM17 102V103H16ZM20 102H24V101H20ZM41 102V101H40ZM77 102H78V100H77ZM164 102V101H163ZM167 102V101H166ZM172 102V101H171ZM230 103H231V101H229ZM246 102V101H245ZM62 103H63V101H62ZM152 103V102H151ZM169 103V102H168ZM202 103V102H201ZM200 103V104H201ZM229 103V104H230ZM50 104V103H49ZM75 104H76V102H75ZM156 104V103H155ZM155 104H153V105H155ZM167 104V103H166ZM196 104H197V102H196ZM204 104V103H203ZM23 105L24 106H26L24 103H23ZM72 105V104H71ZM77 105V104H76ZM157 105V104H156ZM168 105H170V104H168ZM60 106V105H59ZM63 106V105H62ZM65 106V105H64ZM84 106V105H83ZM86 106V105H85ZM88 106V105H87ZM175 106H176V104H175ZM175 106H173L174 108H175ZM180 106V105H179ZM202 106V105H201ZM31 107V106H30ZM58 107V106H57ZM57 107H56V109H57ZM80 107V106H79ZM157 107V106H156ZM163 107V106H162ZM181 107V106H180ZM229 107V106H228ZM33 108V107H32ZM179 108V107H178ZM178 108H176L177 110H175L174 111V109H173V111H174V113L176 114V113H178V114H181L182 113V111H183V109H178ZM182 108V107H181ZM200 108V107H199ZM230 108V107H229ZM36 109V108H35ZM47 109V108H46ZM38 110V109H37ZM62 110V109H61ZM75 110V109H74ZM80 110V109H79ZM85 110V109H84ZM112 110V111H111ZM200 110V109H199ZM215 110H217L216 112H217V116H215V115H213L212 113H216L215 112ZM82 111V110H81ZM86 111V110H85ZM153 111V112H152ZM225 111V112H224ZM230 111H231V109H230ZM26 112V111H25ZM45 112V111H44ZM43 112V113H44ZM227 112H229V111H227ZM226 112V113H227ZM46 113V112H45ZM50 113V112H49ZM173 113V112H172ZM173 113V114H174ZM24 114V113H23ZM84 114V113H83ZM212 114V115H211ZM50 115V114H49ZM171 115V114H170ZM182 115V114H181ZM57 116V115H56ZM184 116V115H183ZM116 117H119V118H117V119H119L120 121H122V124H121V126H118L119 124L118 123H121V122H118L117 120V124L118 125H116L115 123V121L113 122L114 123V125H116V126H118V129H117V127L115 126H113L112 124L113 123H111L113 120H110L111 118L113 119V118H116ZM204 117V116H203ZM209 117V116H208ZM207 117V118H208ZM41 118V117H40ZM56 118H59V117H56ZM64 118H65V116H64ZM63 118V119H64ZM181 118V117H180ZM179 118V119H180ZM214 118H212V119H214ZM224 118H225V116H224ZM227 118V117H226ZM225 118V119H226ZM75 119V118H74ZM80 120H83L82 119V116H81V118H79ZM203 119V118H202ZM40 120V119H39ZM80 120H78V122L80 121ZM197 120V119H196ZM200 120V119H199ZM207 120V119H206ZM222 121H223V123H224V119H221ZM263 120H264V118H263ZM48 121V120H47ZM51 121V120H50ZM54 121V120H53ZM52 121V122H53ZM58 121V120H57ZM74 121V120H73ZM76 121V120H75ZM46 122V121H45ZM49 122V121H48ZM199 122V121H198ZM40 123H41V121H40ZM54 123V122H53ZM55 123H56V121H55ZM76 123V122H75ZM197 123V122H196ZM207 123V124H206ZM198 125L200 124V123H197ZM202 124V123H201ZM220 124V125H219ZM34 125V124H33ZM44 125H45V123H44ZM49 125V124H48ZM63 125V124H62ZM67 125V124H66ZM74 125V124H73ZM182 125V126H181ZM219 125V126H218ZM231 125V124H230ZM71 126V125H70ZM263 127H264V124L262 125ZM65 127V126H64ZM45 128V127H44ZM50 128V127H49ZM121 128V129H120ZM133 128V129H132ZM192 128H194V129H192ZM219 128V129H218ZM231 128V127H230ZM27 129V130H26ZM54 129V128H53ZM56 129V128H55ZM129 129H132V130H130L129 131ZM184 129V128H183ZM28 130V131H29ZM37 130V129H36ZM39 130V129H38ZM52 130V129H51ZM181 130V131H180ZM186 130V131H185ZM185 130H184V132H182V133H186V132H188L189 133V131L187 130V127L185 128ZM115 133H114V132ZM120 131H119V133H120ZM123 131H122V133H123ZM32 132V131H31ZM46 132V131H45ZM56 132V131H55ZM108 132H109V134H108ZM112 132V133H111ZM126 132V133H127ZM222 132V133H221ZM34 133V132H33ZM36 133V132H35ZM61 133V132H60ZM68 133V132H67ZM105 133V132H104ZM114 133V134H113ZM119 133H118V135H119ZM121 133V134H122ZM125 133V134H126ZM31 134V135H30ZM53 134V133H52ZM124 134V133H123ZM128 134H130V133H128ZM191 134V133H190ZM189 134V135H190ZM38 135V134H37ZM54 135V134H53ZM60 135V134H59ZM96 136H98V133L97 134H95ZM133 135H131V137L133 136ZM111 136V135H110ZM115 136V135H114ZM126 136H129V135H126ZM161 136H165V138L168 140V147H166V154L165 153H163V154H165V157H164V155L161 153V147L163 148V146H162V143L160 144V143H158L159 142V140L158 139H160L159 137H161ZM63 137V136H62ZM94 137V136H93ZM100 137L102 138V136L100 135ZM116 137L117 138H119L120 136H117V134H116ZM54 138V137H53ZM52 138V139H53ZM96 138V137H95ZM112 138H113V136H112ZM116 138V139H117ZM121 138H122V136H121ZM120 138V139H121ZM128 138V137H127ZM164 138V137H163ZM224 138H226V137H224ZM51 139V140H52ZM106 139H108V138H106ZM114 139V138H113ZM119 139V140H120ZM128 139H130V138H128ZM132 139H133V137H132ZM185 140V142H183V143H186V144H189V145H191V148L192 149H190V147H189V149H187L188 147H186L185 146V144L184 145H179L178 143H182V142H178L179 140ZM50 140V139H49ZM96 140H99V137H98V139H96ZM127 140V139H126ZM156 140H158V144L157 143H155L156 142ZM161 140H163V139H160V141ZM165 140V139H164ZM180 140V141H181ZM55 141V140H54ZM111 141V140H110ZM114 141V140H113ZM123 141H125V140H122V141H119V143H123L124 144V142ZM129 140H127V142H128ZM226 141V140H225ZM109 142V141H108ZM112 142V141H111ZM115 142V141H114ZM97 143H98V145H97ZM165 144H166V142H164ZM50 144H51V142H50ZM53 144V143H52ZM112 144H113V142H112ZM115 144H116V142H115ZM160 144V145H159ZM88 145V144H87ZM117 145V144H116ZM126 146H127V144H125ZM164 145V144H163ZM167 145V144H166ZM165 145V146H166ZM113 146H114V144H113ZM118 146H120V147H122V145H117V147ZM125 146V147H126ZM160 146V147H159ZM164 146V147H165ZM250 146V145H249ZM248 146V147H249ZM251 146H252V144H251ZM256 146H253V147H256ZM58 147V146H57ZM120 147H119V149H120ZM128 147V146H127ZM257 147V148H258ZM263 147H264V145H263ZM34 148V147H33ZM50 148V147H49ZM48 148V149H49ZM62 148V147H61ZM81 148V147H80ZM89 148V147H88ZM105 148V149H104ZM116 148V147H115ZM123 148H124V146H123ZM35 149H37V148H35ZM39 149V148H38ZM58 149H60V148H58ZM101 149H103V151H101ZM108 149H110L109 147H108ZM128 149V148H127ZM262 149V148H261ZM40 150H41V148H40ZM43 150V149H42ZM112 150L113 151H115L113 148H112ZM117 150V149H116ZM36 151V150H35ZM49 151H50V149H49ZM79 151V150H78ZM87 151V150H86ZM109 150H107V152H108ZM164 151H165V149H164ZM31 152V153H30ZM51 152V151H50ZM53 152V151H52ZM81 152V151H80ZM83 152H85V151H83ZM83 152H81V153H83ZM106 152V153H107ZM109 152H111V151H109ZM38 153V152H37ZM79 153V152H78ZM47 154H49V153H47ZM65 154H66V156H65ZM70 154V153H69ZM75 154V153H74ZM231 154H232V156H231ZM38 155V154H37ZM50 155V154H49ZM52 155V154H51ZM71 155V154H70ZM80 155V154H79ZM79 155H78V157H79ZM98 155H102V153H100V154H98ZM108 155V154H107ZM46 156V155H45ZM77 156V155H76ZM104 156L105 157H107L105 154H104ZM108 156H110V154L108 155ZM182 156H184L183 158L184 159H187V161H186V163H184L183 161H185V160H183L182 159ZM247 156V155H246ZM47 157H48V155H47ZM47 157H45V158H47ZM80 157H81V155H80ZM116 157H114V158H116ZM71 158H72V156H71ZM96 158H98V157H96ZM102 158V157H101ZM101 158H99V159H101ZM116 158V159H117ZM34 159H36V158H34ZM59 159V158H58ZM67 159V158H66ZM76 159V158H75ZM74 159V160H75ZM103 159V158H102ZM101 159V161H103ZM115 159V160H116ZM246 159V158H245ZM264 159V158H263ZM37 160V159H36ZM59 160H61V159H59ZM63 160V159H62ZM114 161V159L112 158V159H110V162L111 161ZM40 161V160H39ZM57 161V160H56ZM71 161V160H70ZM72 161H73V159H72ZM89 162V164H90V166L87 168V166H86V164H88V162ZM96 161V162H95ZM100 161V160H99ZM109 161V160H108ZM112 161V162H113ZM123 161V162H122ZM246 161V160H245ZM264 161V160H263ZM37 162V161H36ZM35 162V163H36ZM48 162V161H47ZM75 162V161H74ZM105 163L104 164H106V163H108V162H106V161H104ZM118 162H113V163H111V164H109V165H106V167H105V173L103 174V176H104V178H106L108 181H112L113 179H114V177H113V174L115 173L114 171H118V168H115V166H114V164L116 165V163H118ZM34 163V164H35ZM41 163H42V161H41ZM49 163V162H48ZM65 164V162H62V164ZM71 163V162H70ZM101 163V162H100ZM6 164H4V165H6ZM43 164V163H42ZM58 164V163H57ZM60 164V163H59ZM76 164H77V162H76ZM92 164V165H91ZM40 165V164H39ZM48 165V164H47ZM83 165H85L84 167H83ZM71 166V165H70ZM102 166H103V168H102ZM53 167H55V166H53ZM76 167H78L77 165H76ZM82 167V168H81ZM14 168V167H13ZM44 168V167H43ZM46 169H47V167H45ZM167 168V169H166ZM55 169V168H54ZM71 169V168H70ZM73 169V170H74ZM114 169H116V170H114ZM10 171V172H9ZM42 171V170H41ZM49 171V170H48ZM67 171V170H66ZM103 171V170H102ZM188 171V172H187ZM74 172V171H73ZM186 172V173H185ZM42 173V172H41ZM52 173V172H51ZM50 173V174H51ZM59 173V172H58ZM69 173H71V172H69ZM13 174V173H12ZM64 174V173H63ZM101 174V173H100ZM180 174H183L182 176H180L179 177V175ZM190 174V175H191ZM44 175V172H43V174H42V176ZM178 175V177L177 178H175V176H177ZM233 175H236L235 173L233 174ZM253 175V174H252ZM255 175V174H254ZM5 176V175H4ZM20 176V177H19ZM45 176V175H44ZM56 176V175H55ZM63 176V175H62ZM115 176V175H114ZM168 176H171V178L170 177H168ZM3 177V176H2ZM7 177V176H6ZM5 177V178H6ZM10 177H11V175H10ZM116 177V176H115ZM257 177V176H256ZM260 177V176H259ZM52 178V177H51ZM97 178V177H96ZM103 178V179H104ZM117 178H118V176H117ZM195 178V177H194ZM233 178V177H232ZM263 178V177H262ZM66 179V178H65ZM71 179V178H70ZM116 179V178H115ZM99 180V179H98ZM255 180V179H254ZM14 181V180H13ZM57 181V180H56ZM74 181V182H73ZM104 181H106V180H104ZM103 181V182H104ZM114 181V183L116 182L115 180H113ZM196 181H197V179H196ZM251 181V180H250ZM253 181V180H252ZM261 181V180H260ZM9 182V181H8ZM26 182V181H25ZM34 182V181H33ZM42 183H44V184H42V186L43 185H45V183L47 182V177L45 176L44 177V179H42V181H41ZM41 182H39V183H41ZM100 183H101V181H99ZM120 182V181H119ZM124 182V181H123ZM35 183V182H34ZM67 183V182H66ZM93 183H95V184H93ZM99 183V184H100ZM251 183V182H250ZM257 183H259L258 181H257ZM3 184V183H2ZM10 184V183H9ZM31 184V183H30ZM104 184V183H103ZM112 184H113V182H112ZM119 184V183H118ZM117 184V185H118ZM127 184V183H126ZM194 184V183H193ZM16 185V184H15ZM14 185V186H15ZM29 185V184H28ZM67 185H68V183H67ZM72 185V184H71ZM80 185V186H81ZM105 185V184H104ZM120 185V184H119ZM125 185V184H124ZM203 185V184H202ZM203 185V186H204ZM228 185V184H227ZM256 185V184H255ZM1 186V185H0ZM6 185H4V187H5ZM24 186V185H23ZM22 186V187H23ZM31 186H33V184L31 185ZM73 186V185H72ZM72 186H70V188H72ZM87 186H88V188H87ZM100 186V185H99ZM112 186H114V185H112ZM201 186V185H200ZM202 186V187H203ZM229 186V185H228ZM229 186V187H230ZM263 186H264V184H263ZM2 187V186H1ZM9 187H11V186H9ZM18 187H19V185H18ZM29 187V186H28ZM67 187V186H66ZM83 187V186H82ZM115 187V186H114ZM113 187V188H114ZM126 187V186H125ZM202 187H200L201 188V190H203L202 192L204 193V192H206V191H204V187H203V189H202ZM222 187V188H221ZM240 187V186H239ZM51 188H53V187H51ZM78 188V187H77ZM101 188H102V186H101ZM118 188V187H117ZM214 188V189H215ZM10 189V188H9ZM31 189V188H30ZM36 189V188H35ZM42 189V188H41ZM75 189V187L74 188H72V190H74ZM80 189V188H79ZM100 189V188H99ZM103 189V188H102ZM106 189V188H105ZM129 189V188H128ZM207 189H209V188H207ZM210 189H212L211 187H210ZM209 189V190H210ZM229 189V188H228ZM231 189V188H230ZM236 189H239V188H236ZM235 189V190H236ZM1 190H2V188H1ZM14 190V189H13ZM25 190V189H24ZM33 190V189H32ZM39 190V189H38ZM78 190V189H77ZM101 190V189H100ZM109 190V189H108ZM132 190V189H131ZM197 190V189H196ZM199 190V189H198ZM208 190V191H209ZM215 190V191H216ZM244 190V189H243ZM20 191V190H19ZM45 191V190H44ZM47 191V190H46ZM75 191V190H74ZM82 191V190H81ZM106 191V190H105ZM110 191H111V189H110ZM110 191L108 192V195H109V193H110ZM211 191V190H210ZM209 191V192H210ZM214 191V190H213ZM214 191V192H215ZM239 191V190H238ZM264 191V190H263ZM262 191V192H263ZM4 192V191H3ZM2 192V193H3ZM32 192H34V191H32ZM67 192H69V190L67 191ZM67 192H66V194H67ZM71 192V191H70ZM98 192H99V190H98ZM200 192V191H199ZM209 192H207V194L209 193ZM220 192V191H219ZM227 192V191H226ZM231 192V191H230ZM229 192V193H230ZM16 193H17V191H16ZM26 193V192H25ZM29 194H31L30 192H28ZM52 193H53V191H52ZM51 193V194H52ZM101 193V192H100ZM104 193L105 192H103V194L101 193V195L103 196L104 195ZM106 193H107V191H106ZM129 193V192H128ZM131 193V192H130ZM0 194H1V192H0ZM69 194V193H68ZM73 194V192H71V194L70 195H72ZM76 193L74 192V194L73 195H75ZM77 194H79V193H77ZM132 194V195H133ZM215 194V193H214ZM218 194V193H217ZM221 194V193H220ZM241 194V193H240ZM2 195V194H1ZM6 195V194H5ZM4 195V196H5ZM11 195V194H10ZM9 195V196H10ZM13 195V194H12ZM18 195V194H17ZM19 195H20V193H19ZM23 195V194H22ZM36 195H38V194H36ZM42 195V194H41ZM70 195H68L67 197H65V198H68ZM71 196V197H74V196ZM82 195H85L84 194V192H83V194ZM131 195V194H130ZM129 195V196H130ZM203 195V194H202ZM204 195H205V193H204ZM216 195V194H215ZM219 195V194H218ZM223 195H225V197H226V194H222L221 196H223ZM258 195V194H257ZM8 196V197H9ZM31 196V195H30ZM48 196V195H47ZM46 196V197H47ZM54 196H57V195H54ZM86 196V195H85ZM105 196L106 195H104V198H105ZM110 197L109 198H112V196H111V194L109 195ZM199 196V195H198ZM201 196V195H200ZM230 196H231V194H230ZM259 196V195H258ZM1 197V196H0ZM25 197V196H24ZM45 197V198H46ZM52 197V196H51ZM50 197V198H51ZM101 197V196H100ZM137 197V196H136ZM176 197V198H175ZM224 197V196H223ZM6 198V197H5ZM10 198H11V196H10ZM20 198V197H19ZM41 198V197H40ZM61 198V197H60ZM88 198H89V196H88ZM107 198H108V196H107ZM126 198L127 197H125V198H123V199H125V201H126ZM130 198V197H129ZM135 198V197H134ZM192 198V199H191ZM207 198V197H206ZM229 198H231V197H229ZM263 198H264V196H263ZM17 199V198H16ZM15 199V200H16ZM58 199V198H57ZM70 200H71V198H69ZM73 199V198H72ZM76 198H74L73 199V201L75 200ZM113 199H115L114 197H113ZM121 200L122 201V203H123V201L124 200ZM177 199H179V198H177ZM225 199V198H224ZM227 199V198H226ZM15 200H14V203H15ZM50 200V199H49ZM63 200V199H62ZM104 200V199H103ZM108 200V199H107ZM107 200H104V201H107ZM111 200V199H110ZM109 200V202H111ZM116 200V199H115ZM114 200V201H115ZM24 201V200H23ZM82 201V202H81ZM113 201V200H112ZM120 201V202H121ZM177 201H179V200H177ZM181 201V200H180ZM179 201V202H180ZM262 201V200H261ZM63 202V201H62ZM61 202V203H62ZM67 202V201H66ZM78 202V201H77ZM108 202V201H107ZM106 202V203H107ZM116 202H118V201H116ZM115 202V204H117ZM138 202V201H137ZM140 202V204H142ZM182 202H183V200H182ZM200 202V201H199ZM50 203V202H49ZM55 203V202H54ZM57 203V202H56ZM112 203V202H111ZM110 203V204H111ZM121 203V204H122ZM127 203V204H126ZM186 203V202H185ZM226 203V202H225ZM236 203V202H235ZM1 204H2V202H1ZM16 204V203H15ZM48 204V203H47ZM114 204V203H113ZM115 204H114V206H115ZM120 204V205H121ZM179 204V203H178ZM208 204V203H207ZM227 204H228V206L229 207H227L226 206V204H225V206L227 207L226 209H231V200L229 199V200H227ZM23 205V204H22ZM69 205V206H70ZM80 205V204H79ZM82 205V204H81ZM119 205V204H118ZM119 205V206H120ZM123 205V204H122ZM126 205H128V206H126ZM176 205V204H175ZM182 205H183V203H182ZM198 205V204H197ZM209 205H211V204H208V206ZM262 205V204H261ZM2 206V205H1ZM3 206H5V204L3 205ZM3 206L1 207L2 209H4L3 208ZM50 207H51V205H49ZM54 206V205H53ZM56 206V205H55ZM60 206H61V204H60ZM77 206V205H76ZM85 206V205H84ZM107 207L109 206V203H108V205H106ZM105 206V207H106ZM113 206V207H114ZM119 206H117L118 208H119ZM181 206V205H180ZM207 206V207H208ZM223 206V205H222ZM222 206H221V208H222ZM225 206H224V209H225ZM6 207H9V206H6ZM15 207V206H14ZM57 207H58V205H57ZM65 207V206H64ZM68 207V206H67ZM103 207H104V204H103ZM123 207V206H122ZM121 207V208H122ZM124 207L122 208V209H124ZM190 206H188V208H189ZM192 207V206H191ZM199 207V206H198ZM207 207H205V208H207ZM210 207V206H209ZM54 208V207H53ZM63 208V207H62ZM181 208V207H180ZM188 208H187V210H188ZM262 208H264V207H262ZM7 209V210H6ZM5 209V211H7L8 212V210H10V209H8V208H6ZM49 209V208H48ZM70 209V207L68 208V210ZM78 209V208H77ZM107 209V208H106ZM111 208H109V210H110ZM117 209V208H116ZM184 209V208H183ZM190 209V208H189ZM200 209H202V208H200ZM12 210V211H11ZM10 210V213L11 212H13V209H11ZM102 210H103V208H102ZM101 210V211H102ZM108 210V211H109ZM118 210V209H117ZM192 210V209H191ZM195 210L197 211L198 209H196L195 208ZM203 210H205L206 211V209H204L203 208ZM1 211V210H0ZM16 210H14V212L13 213H11V214H9V213H7V214H9L10 216L8 217L9 219H10V217H13V216H18V212L16 213L15 212ZM21 211V210H20ZM63 211V210H62ZM66 211H67V208H66ZM75 211V212H74ZM77 211H79V210H77ZM80 211H82V210H80ZM100 211V212H101ZM104 211V210H103ZM111 212L113 211V210H110ZM110 211L108 212V213H110ZM115 211V210H114ZM123 211V210H122ZM189 211V210H188ZM194 211V207H193V210H192V212ZM198 211H200V210H198ZM197 211V212H198ZM224 211V210H223ZM231 210H229V212H230ZM4 212V211H3ZM48 212V211H47ZM106 212H107V210H106ZM196 212V213H197ZM201 212V211H200ZM199 212V213H200ZM221 212V211H220ZM15 213L17 214V215H15ZM29 213V212H28ZM35 213V212H34ZM54 213V212H53ZM77 213V212H76ZM102 213V212H101ZM104 213V212H103ZM102 213V214H103ZM115 213V212H114ZM117 213H119V211L117 212ZM124 213V212H123ZM122 212H121V216L123 215V217L122 218H124V215H125V213L123 214ZM202 213H204V212H202ZM210 213V212H209ZM14 214V215H13ZM36 214V213H35ZM42 214V213H41ZM56 214V213H55ZM79 214V213H78ZM107 214V213H106ZM105 214V215H106ZM116 214V213H115ZM181 214H183L182 212H181ZM187 214V213H186ZM228 215L229 213H225V215ZM6 215V212H4V216ZM104 215V217H106ZM120 215V214H119ZM118 214L116 215V216H118V217H120ZM209 215V214H208ZM224 214H223V216H225ZM3 216V217H4ZM7 216V215H6ZM20 216V215H19ZM45 216V215H44ZM109 216L111 217L112 215H110L109 214ZM183 216V217H182ZM199 216V215H198ZM211 216V215H210ZM229 216H231L230 214H229ZM2 217V216H1ZM2 217V218H3ZM26 217H28V215H26L25 217H23V218H25L26 220H24L22 217V222H23V227L22 228H24L25 226H24V224H25V222L27 221V219L30 217V215H29V217L28 218H26ZM109 217V218H110ZM118 217H116V218H118ZM135 217V219H133ZM187 217V216H186ZM185 217V218H186ZM199 217H201V216H199ZM204 217V216H203ZM226 217H228V216H226ZM8 218L6 219L7 220V222H6V220H5V222L6 223H8V224H11V222L13 223V222H15V220L16 219H19V217L17 218H13L14 219V221H12L11 219L10 220H8ZM31 218V217H30ZM107 218V217H106ZM109 218H107V219H109ZM219 218V217H218ZM40 219V218H39ZM42 219V218H41ZM48 219V218H47ZM105 219V218H104ZM111 219H113V216L110 218V220ZM142 218H140V220H143ZM205 219V218H204ZM225 219V218H224ZM1 220V219H0ZM4 220L2 219V221L4 222ZM34 220V219H33ZM58 220V219H57ZM134 220H136V221H134ZM189 220H191V219H189ZM219 220V219H218ZM29 221V220H28ZM112 221V220H111ZM115 221V219L113 220V222ZM117 222L118 221H121V218H119L118 220H116ZM146 221L147 222H149L148 223V227L149 228H147V229H143V228H145V226L147 227V225H145V223H146ZM214 221V220H213ZM222 221H224V220H222ZM227 221V220H226ZM2 222V223H3ZM17 222V221H16ZM21 222V223H22ZM33 222V221H32ZM32 222H30L29 221V224L30 223H32ZM48 222V221H47ZM52 222V221H51ZM109 222V221H108ZM116 222V223H117ZM122 222V221H121ZM129 222V223H128ZM159 222H161V223H159ZM201 222V221H200ZM1 223V222H0ZM1 223V224H2ZM5 223V224H6ZM19 223V222H18ZM34 223V222H33ZM33 223L31 224V228L33 227L32 225H33ZM37 223V222H36ZM56 222H54V227H56L55 224ZM85 223V224H86ZM140 223V222H139ZM169 223V224H168ZM173 223V224H174ZM191 223V222H190ZM198 223V222H197ZM0 224V227H2L4 224H2L1 225ZM27 225H29L28 223H26ZM25 224V225H26ZM44 224V223H43ZM49 224V223H48ZM81 224V223H80ZM103 224V225H102ZM110 224H112V223H110ZM109 224V225H110ZM126 224V225H127ZM163 224L161 225V226H163ZM199 224V223H198ZM7 225V224H6ZM16 225V224H15ZM15 225L13 224V228L12 229H14V227H15ZM27 225H26V227H27ZM77 225H79L78 223H77ZM102 225V226H101ZM108 225V226H109ZM178 225H180V227L181 226H183V230H182V228H180ZM218 225V224H217ZM216 225V226H217ZM10 226H12V224L10 225ZM17 226H19V225H17ZM15 227V230H17L18 231V229H16V228H18V227ZM37 225L35 224V226L32 228V229H34L35 227H36ZM46 226V225H45ZM101 226V227H100ZM116 225H114L113 226V228L115 227ZM142 226V227H141ZM169 226H173V225H169ZM194 226H195V224H194ZM198 226V225H197ZM196 226V227H197ZM258 226V225H257ZM3 227H5V226H3ZM8 227H9V225H8ZM48 227V226H47ZM60 226H58V228H59ZM64 227V226H63ZM173 227H175V224H174V226ZM172 227V228H173ZM177 227H175V228H177ZM195 227V228H196ZM214 227V226H213ZM259 227V226H258ZM19 228H20V226H19ZM22 228H20L21 230H19L18 232H17V236H18V233H20L22 236L20 237V235L18 236V238H24V235H25V237H26V234H24L23 235V232L22 231H24L25 233H27V232H29L30 231V233H28L27 235H29V234H31V232H32V230L31 229H29V231H25V230H23ZM30 228V227H29ZM43 228V227H42ZM51 228V227H50ZM57 228V229H58ZM81 228V227H80ZM88 228V227H87ZM86 228V229H87ZM93 228V227H92ZM109 228V227H108ZM158 228V227H157ZM175 228L174 229H172V231L174 230L175 231ZM189 228V229H188ZM194 228V227H193ZM197 228H199V226L197 227ZM218 228V227H217ZM224 228V227H223ZM251 228V227H250ZM253 228V227H252ZM4 228H1L0 229V234H1V230H3ZM6 229V228H5ZM5 229H4V231H5ZM12 229H11V231H8L9 232V234H10V232H11V235H12V237L10 238V237H8V236H6V234L4 235L3 234V237H1V238H4V237H6L7 239L9 238V240L11 239V241L13 242H11L10 243V241H5V242H9L7 245H6V249H4L3 251H0V254H1V252L2 253H4V255H8V254H12L13 255V257H12V260H10V261H12V262H8L7 260H5V261H7V262H5V263H3V264H25L26 263V261H28L29 260V256L28 255H30V253L32 254V252L34 251V249L36 248V247H34V249H33V251L32 250H30L28 247H31V246H33V244L31 243V246H28L29 245V243L27 242L28 240H22L21 242H22V244H24L23 242H25V243H27L28 245L26 246V245H24L25 247H23V245H18L17 244V242L18 243H20L21 244V242H19L20 241V239H18L17 238V240L15 241L16 243L14 244V240L16 239V235H14V234H12ZM26 229V228H25ZM28 229V228H27ZM36 229V228H35ZM34 229V230H35ZM39 229V228H38ZM38 229H36V230H38ZM51 229H53V228H51ZM50 229V230H51ZM57 229H56V231H57ZM89 229V228H88ZM115 229V228H114ZM114 229H113V232H114ZM160 229H161V227H160ZM168 229H170L171 230V228L169 227ZM228 229V228H227ZM259 229V228H258ZM260 229H262V228H260ZM14 230V231H15ZM36 230H35V232H36ZM40 230H41V228H40ZM94 230H95V228H94ZM110 230V229H109ZM109 230H108V232H109ZM150 231L151 233H148L147 234V232L146 231ZM216 230V229H215ZM220 230V229H219ZM263 230V229H262ZM4 231H3V233H4ZM6 231V232H7ZM39 231V230H38ZM155 231V232H154ZM162 231V230H161ZM171 231V232H172ZM196 231V230H195ZM214 231V230H213ZM259 231V230H258ZM7 232V233H8ZM34 232V233H35ZM43 232V231H42ZM113 232H111V233H113ZM114 232V233H115ZM163 232V231H162ZM161 232V233H162ZM219 232V231H218ZM241 232V231H240ZM262 232V231H261ZM14 233H16V231L14 232ZM39 233V232H38ZM46 233V230L44 229V233H41L40 235L39 234H37V235H39V236H42L43 234H45ZM52 233V232H51ZM54 233V232H53ZM63 233V232H62ZM169 234H170V232H168ZM168 233H167V235H168ZM175 233V232H174ZM48 234V233H47ZM59 234V233H58ZM70 234H68V235H70ZM160 234V233H159ZM158 234V235H159ZM189 234H191V233H189ZM218 234V233H217ZM221 234V233H220ZM235 234V233H234ZM241 234H242V232H241ZM252 234V233H251ZM10 235V236H11ZM33 235V234H32ZM31 235V236H32ZM37 235H35L36 237H39V236H37ZM68 235H67V237H68ZM97 235V234H96ZM165 235H166V233H165ZM166 235V236H167ZM171 235V234H170ZM174 236H175V234H173ZM219 235V234H218ZM230 235V234H229ZM245 235V234H244ZM253 235V234H252ZM261 235H263V234H261ZM13 236L15 237V238H13ZM64 236H65V234H64ZM152 236V235H151ZM160 236V235H159ZM165 236V237H166ZM174 236H173V238H174ZM185 236H187V234L185 235ZM224 236H225V234H224ZM255 236V235H254ZM254 236H248L249 238H253ZM258 236V235H257ZM28 237V236H27ZM30 237V236H29ZM66 237V238H67ZM71 237V236H70ZM94 237V236H93ZM98 237H100V236H98ZM102 237V236H101ZM147 237V236H146ZM145 237V239H147ZM153 237V236H152ZM155 237V236H154ZM192 237V236H191ZM234 237V236H233ZM240 237V236H239ZM247 237V236H246ZM256 237V236H255ZM0 238V239H1ZM5 238V239H6ZM12 238L14 239V240H12ZM33 238H35V237H33ZM32 238V239H33ZM41 238H43V237H41ZM44 238H45V235H44ZM47 238H49V237H47ZM142 238V239H141ZM156 238V237H155ZM160 237H158L157 239H159ZM164 238V237H163ZM163 238L161 239L162 241H163ZM225 238V237H224ZM248 238V239H249ZM252 238L250 239V241L252 240ZM260 238H263L262 236H260ZM259 237H258V239H260ZM65 239V238H64ZM62 240V241H60V242H63L64 241V243L63 244H65V241L66 240ZM73 239V238H72ZM152 241H153V239L152 238H150ZM170 239V238H169ZM231 239V238H230ZM234 239V238H233ZM235 239H236V237H235ZM254 239V238H253ZM257 239V240H258ZM36 240V239H35ZM37 240H39V238L37 239ZM42 240V239H41ZM40 240V241H41ZM132 240V239H131ZM148 240H149V238H148ZM148 240H146V241H148ZM155 240V239H154ZM161 240H155V242L153 241V243L152 244H150V245H153L154 247H158L159 245L160 246H162V241ZM173 240V239H172ZM176 240V239H175ZM220 240V239H219ZM229 240V239H228ZM181 241V240H180ZM179 241V242H180ZM217 241H218V239H217ZM253 241V240H252ZM251 241V242H252ZM254 241H255V239H254ZM259 241V240H258ZM262 241V240H261ZM260 241V242H261ZM5 242H2V243H5ZM34 242V241H33ZM42 242V241H41ZM67 242V241H66ZM103 242V241H102ZM150 242V241H149ZM166 243H168L167 242V240L165 241ZM164 242V243H165ZM170 242V241H169ZM221 242V241H220ZM228 242V241H227ZM226 242V243H227ZM234 242V241H233ZM236 242L237 241H235L234 243H235V245H236ZM240 242V241H239ZM242 242V241H241ZM244 242V241H243ZM247 242H249V240L247 241ZM251 242H249V243H251ZM263 242V241H262ZM1 243V245H5V244H2ZM53 243V242H52ZM68 243H70V241L68 242ZM99 243V242H98ZM140 243V242H139ZM151 243V242H150ZM165 243V244H166ZM171 243V242H170ZM170 243H168V244H170ZM174 243V242H173ZM176 243V242H175ZM257 243V242H256ZM259 243V242H258ZM17 244V245H16ZM34 244H36V243H34ZM38 244H39V242H38ZM41 244V243H40ZM42 244H43V242H42ZM41 244V245H42ZM62 244V245H63ZM165 244H163L164 246H166ZM221 244V243H220ZM251 244H253V243H251ZM46 245V244H45ZM66 245V244H65ZM67 245H72V244H67ZM74 245V244H73ZM136 245V246H135ZM146 245V244H145ZM250 245V244H249ZM254 245L255 244H253V250H254ZM258 245H260V243L258 244ZM56 246V245H55ZM77 246H76V248H77ZM140 246H142V243H140ZM167 246H171V244L170 245H167ZM180 245H178V247H179ZM234 246V245H233ZM255 246H257V245H255ZM38 247H39V245H38ZM37 247V248H38ZM42 247V246H41ZM58 247H59V245H58ZM184 247V246H183ZM230 247V246H229ZM262 248H263V245L261 246ZM36 248V249H37ZM44 248L45 247H43V248H39V250L40 249H42L41 251H43V252H45V251H48V250H45L44 251ZM47 248H50V247H48L47 246ZM46 248V249H47ZM53 248V247H52ZM74 248H75V245H74ZM171 248H173V246L171 247ZM170 248V249H171ZM185 248V247H184ZM236 248V247H235ZM251 248V249H252ZM262 248H258L257 247V250H256V252L257 253H254V254H257V257H258V259L256 260V258H255V260H253V262L255 261V263H256V261H257V263H258V261H259V263L260 264H264V251L262 250ZM35 249V250H36ZM56 249V248H55ZM143 249V248H142ZM149 249V248H148ZM154 249V248H153ZM162 251H164L165 249L163 248V247H161L160 248ZM169 249V248H168ZM167 249V250H168ZM256 249V248H255ZM50 250V249H49ZM152 250V249H151ZM157 250V249H156ZM181 250V249H180ZM231 250V249H230ZM237 250V249H236ZM57 251V250H56ZM82 251H81V253H82ZM139 251H141L140 253H139ZM166 251V250H165ZM164 251V252H165ZM170 251V250H169ZM172 251H174V250H172ZM172 251H170V252H172ZM249 251V250H248ZM40 254V252L37 250V251H34V253H36V254H38V253ZM48 252H51V251H48ZM80 252V251H79ZM164 252H160L159 253V258L161 259V260H164V262L163 263H165V264H195V262L193 263V262H191L190 261V258L189 259H186L184 256V258H185V260H187V262H185V261H182V260H184V258L183 259H181V261L180 260H176V259H173L172 257V259H169L170 257H168ZM168 252V251H167ZM254 252V251H253ZM252 252V253H253ZM32 254L33 256L35 255V254ZM46 253V252H45ZM78 253V252H77ZM153 253H155L154 252V250H153ZM175 253V252H174ZM181 253V252H180ZM41 254H43V255H40L39 257V259H41V257L43 256V258L45 257V255H44V253H41ZM48 254V253H47ZM55 254V253H54ZM71 254H72V252H71ZM176 254V253H175ZM243 254V253H242ZM60 255V254H59ZM81 255H83V254H81ZM135 255V254H134ZM137 255V254H136ZM137 255V256H138ZM154 255V254H153ZM170 255V254H169ZM223 255H225V254H223ZM235 255V254H234ZM232 256V263H234V264H237V263H240V264H255V263H253L252 261L250 262V261H248L247 262V260H246V262H245V260L242 258V257H240V259H239V257L236 255V256ZM1 256H3V254L1 255ZM48 256V255H47ZM75 256V255H74ZM87 256V255H86ZM131 256V255H130ZM129 256V258H130V260H131V257ZM180 256V255H179ZM227 256V255H226ZM225 256V257H226ZM243 256V255H242ZM26 257L28 258V259H26ZM30 257H32V256H30ZM81 257V256H80ZM79 257V258H80ZM157 257V258H158ZM221 257V256H220ZM247 257V256H246ZM255 257H256V255H255ZM0 258H2V257H0ZM4 258V257H3ZM83 258V257H82ZM81 258V260H83ZM127 258H128V256H127ZM135 258V257H134ZM155 258H156V256H155ZM157 258L155 259L156 261H157ZM217 258H218V255H217ZM217 258H215V259H217ZM222 258H224V256L222 257ZM242 258V259H241ZM251 258V257H250ZM33 259H34V257H33ZM51 259V258H50ZM75 259V258H74ZM86 259V258H85ZM231 259H230V261H231ZM1 260V259H0ZM23 260H26V261H24L23 262ZM42 260V259H41ZM119 261V262H116V261ZM129 260V259H128ZM127 260V261H128ZM138 260H139V258H138ZM173 260L175 261H179L180 263H175V262H173ZM190 262H189V261ZM221 260V259H220ZM226 260V259H225ZM38 261V260H37ZM126 261V262H127ZM152 261H154V260H152V258L151 259H147V258H142L141 259V264H150ZM198 261V260H197ZM222 261H224V259L222 260ZM229 261V260H228ZM29 262H32V260L30 261L29 260ZM29 262H27V263H29ZM35 262H36V260H35ZM55 262V261H54ZM136 262V261H135ZM41 263V262H40ZM39 263V264H40ZM52 263H53V261H52ZM92 263V262H91ZM93 263H95V262H93ZM122 263V262H121ZM138 263V262H137ZM160 264L162 263V262H159ZM228 263V262H227ZM231 263V262H230ZM230 263H228V264H230ZM258 263V264H259ZM96 264V263H95ZM127 264V263H126ZM131 264H133V263H131ZM134 264H136V263H134ZM157 264H158V262H157ZM223 264V263H222Z\"/></svg>",
	"mask_w": 264,
	"mask_h": 264
}]
</instances>
